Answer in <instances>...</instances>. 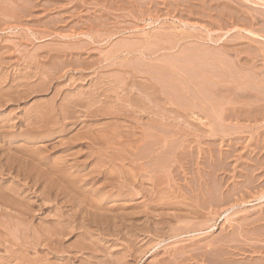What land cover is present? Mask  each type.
<instances>
[{"label": "rangeland", "instance_id": "obj_1", "mask_svg": "<svg viewBox=\"0 0 264 264\" xmlns=\"http://www.w3.org/2000/svg\"><path fill=\"white\" fill-rule=\"evenodd\" d=\"M13 1V2H12ZM28 2H26V0L24 1V0H0V26H1V24L3 25L2 27H0V66L2 65H5V66H3V68H2V66H1V68H0V77H2V83L0 82V92L2 93L3 91H1L2 90V88H3V90L4 89H8V90H10V92H12L11 90L12 89H14L13 90V93H10V92H8V94L10 93L11 95H12V98H10L9 97V95L8 94H5V95H7V96H5V99L7 98V99H9V101H11L12 99V103L11 102H9L8 100H5V99H3V98H1V96H0V99H3V101L4 102H2V100H0L1 101V104H2V106H0V120H1V117L3 118L2 119V122H0V124L1 123H3L4 125V127H1L2 126V124L0 125V137H2V139H3V142H2V140H1V142H0V147H2V146H4L5 145V148L6 147H8V145L10 144V142L12 143V146H14V147H18V148H23V149H35L36 147H37V149L38 148H41L42 146V148H44V149H42L41 151L42 152H47V154H46V156L47 157H50V158H56V157H59V155H61V154H66V153H63L64 152V149H62L61 147H60V149L61 150H63L62 152H61V150H59V149H57V146L58 145H60V143L59 144H57L58 142H59V140H58V138H60L61 137V134H62V138H67L66 140L64 139L63 140V142H62V144H64V143H66L67 142V140L69 139V137L71 138V134H73L72 136H75L76 134V131H80L79 132V134L81 133V132H83L84 134H86L85 133V130L86 129H88V127L86 126L87 125V123H88V126H89V128L92 130H94V131H92L93 133L96 131V130H101L100 128H106V126L108 127L107 129H108V131H106V132H109V135H110V131L112 130L111 128H113L114 130L113 131H115L114 132V134L118 137V139H122V140H120V144L118 145V146H116V148L115 147H110V148H106L105 149V147L103 146V147H101V146H97V145H94L93 147L95 148V149H93V151L90 149L89 151H88V149L86 148V147H84V146H82V148H83V150H82V148H81V150L83 151H81V154H84L85 155V153H88V152H90V151H92V152H94V154H105V155H108L111 151V153L110 154H114V153H119V154H124L125 155V153H126V155L125 156H128L129 154H134L135 153V151H136V153H135V155L137 154V155H139L140 157H141V161L140 162H137V164L138 165H135V164H129V163H127L126 164V167H128V169L127 168H125V170L123 171V170H121V171H119L120 170V168H119V170H118V166H115V168H111V169H114L115 171H112L113 173H119V175L121 176V178L119 179V182L118 181H114L113 182V186L115 185L116 187H112V186H107L109 189H107V187L105 188V189H103L105 192H107V190H108V193H109V191H110V196H112V197H110V198H107L105 201H107V202H104L103 201V204H106V205H109L108 207H110V205L111 206H113V207H115V206H117L118 204H119V206H121V205H123L124 204V206H122L121 208H118V209H116L113 213H109L108 215L111 217V216H115V217H117L118 219H120V218H122V217H124V219H125V217H127L128 216V214H130L131 212L135 215V213L137 212V214L139 213L142 217H140L139 216V214L137 215H135V218L133 217V218H131L132 216H133V214L132 215H130V216H128L127 218H129V219H125V221H123V223L124 222H126L125 223V226H126V230H132L131 231V233H130V235H129V232L128 231H124L123 229H124V226H123V224L121 223V221L119 220L118 221V219L116 220V219H110L109 221H111L110 222V225H109V228H107L108 229V232H107V229H105L103 226H102V228L101 229H98V228H95V227H91V229L93 228V230H91V232H92V234H96L95 236L94 235H92V236H94L93 237V239H90L91 240V243H89V244H92V245H94V249H96V251L94 250V253L92 252L93 251V248H89V249H91L90 251H89V249H88V252L87 251H83L82 252V249H81V245H80V242H81V240H79V238L77 237V235H75L76 234V232H74L75 234H73V235H67V236H64V237H60V240H61V242H60V244H57L56 242H54V241H51V242H43V239L41 238V244L39 245V246H37V247H39L37 250H32V249H30V250H32V251H30V250H28V252L26 253V252H23L22 253V251H23V248L22 247H20V243L23 245V243H24V245L27 243V242H32L31 240H33V238H39V234H41L40 232H42V229L43 228H45V229H48V228H50L49 226V223H48V221H50V220H52V219H55L54 218V216H52L54 213H56V211L54 212L53 210H52V207H51V205L54 207L53 209H55V210H60V211H58V213L59 212H61V209H62V212H64V211H66L65 213H69V214H71L69 211H70V208L69 207H62L63 206V204H69L70 202V200H72L73 199V196H68V194L69 195H73L72 193H67V192H69L68 191V189H63L62 191H67V192H63L64 194L60 197V201L59 200H57L58 202H57V204H55L56 203V201H55V203H54V201H49V202H46V201H43L42 199H41V202H40V200H38V199H36L35 198V196H37L38 194H40V193H36L35 195H31L32 197H31V200L29 201L30 202V205L31 206H33V208H31L32 210L33 209H35V210H33L30 214H32V217H30L31 219H29L30 220V222H31V224H29V230H28V228H26V227H24V226H22V225H20V223L18 222H16L17 220L15 219V220H11V219H8V218H6L5 216H3V214L1 215L0 214V223H1V225H0V262L2 261L3 263H5V264H22L24 261H31L33 264H81L80 263V259L81 260H85L86 262H88V263H86V262H83V261H81V262H83L82 264H119V263H122V264H128V263H130V264H133V260L134 261H136V259H137V261L136 262H134V264H168V263H170L171 264V260H172V264L173 263H177V264H181V258H183L182 259V264H185L186 262V264H192V262H191V257H190V255L193 257V258H196V256H197V258L199 257V259H200V257L201 256H199V252H198V250L200 249V255L202 254V253H204L205 251H201V249H203V248H205V249H203V250H206L207 249V254L209 253V252H211V250L210 249H212V246H211V244L212 243H214V242H216L217 240H215L214 241V239H217L219 236L222 238L223 237V235H224V233H225V235L227 234V232H229V230L231 231V229H228L230 226L229 225H235L236 227H234L235 229H238L240 226V228H242V226H243V228H245L246 227V229H249L250 227H251V229H249V230H251L250 232H252V233H254V226L252 225L251 226V224L253 223V217L255 218V217H259V215H261L262 214V212H264V211H262V210H264V200H262V201H256V200H254L253 199V197H249V196H253L254 195V193L257 191V190H259L258 188H253V185H254V187H256V185H260L259 184V182L261 183V181L262 180H260V181H256L257 179L255 178V181L256 182H254V184L252 183L254 180H252V176H248V175H251L249 172H250V167H249V165L251 166V165H254L253 164V162H255L254 161V158H255V153H256V149H258V143H256V142H258V141H256L257 139H258V137L260 138H263V136H264V123H254V124H256V125H254L252 122H255V121H252L251 119L250 120H244L243 118H245L243 115H240L241 114V112L239 111V105L237 106V102H239V97L237 98V96H239V94L240 93H243V91H245V89L246 90H248V91H251V94H253V95H255V94H257L256 92L258 91H262L261 93L262 94H264V90L262 89H260V86H259V80H260V77L258 78V76L259 75H261V76H263L264 75V73H261V72H264L263 70H264V61L260 58H258L257 59V61H255L256 59H254L253 60V62L254 63H256L255 65H256V67H257V65H258V67H257V69H255L256 71V75L254 74V76H253V74H252V72H249L248 71V73L247 74H244V73H246L245 71H244V73L241 71V70H237V68H234V72H236L237 71V74L235 75L234 74V72H233V70H231L232 72H233V74H231L230 72H228V73H223L222 72V70H221V65H224V64H221V63H218V62H212V64H214V66L215 67H217L218 69L216 70V68L212 65V68L210 67V64H211V62L210 61H212V59L211 60H208V61H203L204 62V64L203 63H201L202 62V59L200 58L199 59V57H200V54H202V52H204L203 54H205V52H206V54L208 55L209 54V56H214V57H216V56H218L219 54H220V52H219V49H221V47H222V49L223 50H226V48H227V51H228V49H230V48H232V49H234L233 47H238V48H236L235 50H233V51H235L234 53L233 52H231V51H228V53L230 52L231 54H233L232 56L230 55V53L228 54V57H226V59H227V63L228 64H230V65H233V63L231 62L233 59L234 60H238V58H236L235 56H236V53L238 54L239 52L238 51H240L241 49H239L240 47H241V44H243L244 42H245V40L243 39H240V41L239 42H237V44L238 45H235V41H237V39L239 40V34H238V32L239 31H235V30H231V31H229L230 29H231V27H228V23L229 22H227L226 23V20H225V22H221V20H219V14L221 13V11H225V5L226 4H230L231 5V1H227V0H217V1H213V0H211V3H210V1L209 0H113V1H111V0H27ZM126 1V2H125ZM207 1H209V2H207ZM212 1H213V3H212ZM237 3H235V2ZM232 0V6L234 7V8H236V10H243V11H239L240 12V14H244L243 15V17L244 16H246V14H250V15H256V17L257 18H259V20L257 19V22H258V24L256 23V21L254 22V24H255V26H254V28L255 29H258V30H260V29H262V28H264V17L262 16V15H264V8H262V7H264V5H263V2L262 1H260V0H247V1H245V0H240V1H238V0ZM257 1H259L260 3H258ZM12 2V3H11ZM30 2H33L34 3V8L33 7H31L32 6V3L31 4H29ZM153 2H155L156 4H154ZM239 2V3H238ZM245 2V3H244ZM3 3V4H2ZM4 3H5V5H4ZM11 3V4H10ZM13 3H14V5H13ZM35 3H37V4H35ZM42 4V5H40V4ZM47 3H49V4H47ZM51 3H54V4H51ZM112 5H111V4ZM209 3V4H208ZM2 4V5H1ZM8 4V5H7ZM18 4V5H17ZM91 4V5H90ZM144 6H143V5ZM153 4V5H152ZM208 4V5H207ZM224 4V5H223ZM245 6H244V5ZM15 5H16V7H15ZM29 5V6H28ZM36 5V6H35ZM103 5V6H102ZM114 5V6H113ZM121 7H120V6ZM138 5H139V7H138ZM207 5V6H206ZM213 5H215V6H213ZM223 5V6H222ZM235 5H240L239 7L238 6H235ZM249 6L250 7V9L247 7V6ZM257 5V6H256ZM3 6V7H2ZM4 6H5V9H7V10H9L8 11V13H5V12H7L6 10L4 11ZM8 6H10V7H14V9L15 8H17V9H15V11H14V9H11L10 7H8ZM19 8H18V7ZM22 8H24L23 10L21 9L20 10V8L21 7ZM39 6V7H38ZM45 6V7H44ZM52 6V7H51ZM111 6V7H110ZM119 6V7H118ZM152 6V7H151ZM203 6V7H202ZM242 6V7H241ZM244 6V7H243ZM259 6V7H258ZM261 6V7H260ZM30 7V8H29ZM36 7V8H35ZM38 7V8H37ZM43 7V8H42ZM106 7V8H105ZM201 7V8H200ZM205 7V8H204ZM209 7V8H208ZM224 8V9H220V10H218L219 8ZM32 8V9H31ZM70 8V9H69ZM77 8V9H76ZM120 8V9H119ZM142 8H143V11H142ZM145 8V9H144ZM148 8H149V10H148ZM214 8V9H213ZM252 8V9H251ZM29 9H31V10H29ZM47 11H46V10ZM74 9V10H73ZM116 9V10H115ZM118 9V10H117ZM202 9V10H201ZM207 9V10H206ZM210 9V10H209ZM247 9V10H246ZM13 10V11H12ZM76 10H78V11H76ZM135 10V11H134ZM141 10V11H140ZM171 10V11H170ZM209 10V11H208ZM258 10H260V11H258ZM21 11V12H20ZM79 11H81V12H79ZM112 11V12H111ZM131 11H133V12H131ZM138 11V12H137ZM140 11V12H139ZM201 11H203V13L201 12ZM205 11V12H204ZM219 11V13H217ZM247 11H249V12H247ZM252 11V12H251ZM263 11V12H262ZM24 12H26V13H23ZM31 12H32V14H31ZM87 12V13H86ZM168 12V13H167ZM209 14H208V13ZM216 14H215V13ZM243 12V13H242ZM16 13V14H15ZM19 13H21V16L23 17L22 19L23 20H21L20 18H18V15H19ZM29 13H30V15H29ZM33 13H35L34 15L35 16H37V17H35L34 15H33ZM66 13H68L67 15H66ZM86 13V14H85ZM126 13V14H125ZM134 13V14H133ZM142 13V14H141ZM256 13V14H255ZM263 13V14H262ZM7 14H8V16L9 17H7ZM26 14V15H25ZM77 14V15H76ZM218 14V15H217ZM13 15V16H12ZM65 15V16H64ZM70 15V16H69ZM89 15H90V17H89ZM94 15V16H93ZM100 15V16H99ZM138 15V16H137ZM208 15V16H207ZM12 17V19L13 20H11V17ZM20 15H19V17H21ZM27 16V17H26ZM30 16V17H29ZM31 16H32V18H31ZM74 16V17H73ZM80 16H81V18H80ZM121 16V17H120ZM213 18H212V17ZM260 16H261V18H260ZM26 17V18H25ZM33 17H34V19L35 20H33ZM61 17V18H60ZM104 18V19H103ZM121 18V19H120ZM217 18V19H216ZM42 19H43V21H42ZM63 19V20H62ZM106 19V20H105ZM57 20H61L60 22H57ZM91 20V21H90ZM103 20H105V21H103ZM260 20H262V21H260ZM9 21V22H8ZM47 21L49 22L48 24H47ZM4 22V23H3ZM45 22V23H44ZM70 22V23H69ZM86 22V24H84ZM105 22V23H104ZM261 22V23H260ZM5 23H7V25L5 24ZM37 24V25H35V24ZM39 23V24H38ZM125 23L127 24V25H125ZM218 23H219V25H218ZM261 25H260V24ZM262 23H263V27H261L262 26ZM23 24V25H22ZM26 24H28V25H26ZM61 24V25H60ZM103 24H104V26H103ZM240 24V23H239ZM15 25V26H14ZM25 25V26H24ZM33 25V26H32ZM57 25V26H56ZM60 25V26H59ZM64 25V28L62 27ZM225 25V26H224ZM258 25H260V26H258ZM36 26V27H35ZM101 26V27H100ZM107 26V27H106ZM109 26V27H108ZM105 27V28H104ZM130 27V28H129ZM238 27H239V25H238ZM240 27H241V25H240ZM45 28V29H44ZM102 28V29H101ZM224 28H226V29H224ZM47 29V30H46ZM67 29V30H66ZM51 32H50V31ZM57 30V31H56ZM42 31H44L43 33H42ZM50 32V34H49V32ZM53 31H54V33H53ZM79 31V32H78ZM89 31V32H88ZM220 31V32H219ZM55 32H56V34H55ZM60 32V33H59ZM75 32V33H74ZM230 32V33H229ZM74 33V34H73ZM81 33H83V34H81ZM169 33V34H168ZM227 33V34H226ZM237 33V34H236ZM81 34V35H80ZM171 34V35H170ZM175 34V35H174ZM73 35V36H72ZM89 35H90V37H89ZM97 35V36H96ZM99 35V36H98ZM234 35V36H233ZM50 36V37H49ZM82 36V37H81ZM86 36V37H85ZM163 36V37H162ZM172 36V37H171ZM69 37V38H68ZM228 37V38H227ZM236 37V38H235ZM68 38V39H67ZM71 38V39H70ZM73 38V39H72ZM83 39V40H80V39ZM91 38V39H90ZM155 38V39H154ZM230 38V39H229ZM126 39V40H125ZM221 39V40H220ZM228 39V40H227ZM69 40H70V42H69ZM80 40V41H79ZM137 40H140V41H142V42H139V41H137ZM196 40V41H195ZM216 40V41H215ZM235 40V41H234ZM77 41V42H76ZM85 41V42H84ZM88 41V42H87ZM132 41V42H131ZM171 41V42H170ZM226 41V42H225ZM232 41V42H231ZM235 43H234V42ZM243 43H242V42ZM257 43H250V45H251V49H253L254 48V50H256V48L257 49H264V40H255ZM49 42V43H48ZM53 42V43H52ZM87 42V43H86ZM90 42V43H89ZM125 42V43H124ZM133 42H135V43H133ZM149 42V43H148ZM155 42H157V43H155ZM167 42V43H166ZM259 42V43H258ZM76 43V44H75ZM82 43V44H81ZM84 43V44H83ZM117 43H118V45H117ZM158 43H161V44H158ZM195 45H193V44ZM224 43V44H223ZM263 43V44H262ZM78 44V45H77ZM88 44V45H87ZM90 44H92V45H90ZM132 44V46H130V45ZM135 44H137V45H135ZM139 44V45H138ZM149 44H150V46H149ZM153 44H156V45H153ZM163 44V45H162ZM177 44V45H176ZM183 44H186V45H183ZM199 44H201V45H199ZM203 44V45H202ZM217 44V45H216ZM229 44V45H228ZM253 44V45H252ZM70 45V46H69ZM121 45V46H120ZM128 45L131 47L130 49H129V47H128ZM135 45V46H134ZM176 45V46H175ZM182 45V46H181ZM221 45V46H220ZM44 47V49H43V47ZM71 46L72 47H74V48H76V49H78V46H80L79 48L81 49H79V50H76L75 51V49L73 50L72 48H71ZM137 46V47H136ZM139 46H142L141 47V50H140V48H139ZM148 46V47H147ZM161 47L160 49H158L157 50V47ZM185 46V47H184ZM204 46V47H203ZM207 46H209V47H207ZM218 46V47H217ZM59 47V48H58ZM70 47V49H69V51H68V48ZM119 47V48H118ZM135 48H137V49H135V51H134V49ZM152 47V48H151ZM156 47V48H155ZM164 47V48H163ZM166 47H168V48H166ZM172 47V48H171ZM176 47V48H175ZM187 47V48H186ZM198 47V48H197ZM202 47V48H201ZM216 47V48H215ZM7 48V49H6ZM118 48V49H117ZM120 48H122V49H124L125 48V50H122V49H120ZM144 48V50H146V53H145V51L144 50H142ZM146 48V49H145ZM174 48V49H173ZM213 48V49H212ZM66 49V53L63 51V50H65ZM72 49V50H71ZM127 49H129V50H127ZM133 49V50H132ZM150 49V50H149ZM171 51H170V50ZM176 49V50H175ZM188 49V50H187ZM194 50V49H196V51L195 52H191V50ZM198 49H200V50H198ZM203 49V51L201 52V50ZM209 49L210 51H211V53H207V52H210V51H207V50ZM215 49V51H212V50H214ZM62 50V51H61ZM132 50V51H131ZM138 50V51H137ZM152 50H156V51H159L158 52V54L156 53V52H153V53H155L156 55H158L157 57H156V55H153V53H152ZM26 51V52H25ZM39 51V52H38ZM73 51H75V52H73V54H72V52ZM81 52V53H79V52ZM88 51V52H87ZM144 51V52H143ZM178 51V52H177ZM216 51H218V52H216ZM16 52V53H15ZM23 52H25V53H23ZM64 52V53H63ZM127 54H126V53ZM130 52H131V54H130ZM138 52V53H137ZM142 52V53H141ZM149 54H148V53ZM165 52V53H164ZM200 52V53H199ZM22 53V54H21ZM30 53H32V55L30 54ZM50 53V54H49ZM56 53V55H54ZM100 53V54H99ZM134 55H133V54ZM140 53V54H139ZM144 53V54H143ZM150 53L152 54V55H150ZM181 53V54H180ZM185 53V54H184ZM197 53H199V54H197ZM214 53H216V56H215V54ZM39 54V55H38ZM52 54V55H51ZM57 54H60V56L59 55H57ZM66 54V55H65ZM139 54V55H138ZM141 54H143V56H144V58H143V56L142 57H140L141 56ZM169 54V55H168ZM191 54V55H190ZM197 54V55H196ZM202 54V55H203ZM205 54V55H206ZM235 54V55H234ZM31 57H30V56ZM51 55V56H50ZM70 55H72V56H70ZM73 55H75L74 57H73ZM137 55L139 56L138 58H137ZM173 55H174V57H173ZM184 55V56H183ZM193 55L195 56V57H193ZM230 55V56H229ZM65 57V58H63V57ZM78 56V57H77ZM81 56V57H80ZM150 56H151V58H152V56L155 58H150ZM169 56V57H168ZM172 56V57H171ZM182 56V57H181ZM9 57H10V59H9ZM50 59H49V58ZM55 57H56V59H55ZM62 57V58H61ZM66 57H68V58H66ZM69 57H71V58H69ZM80 57V58H79ZM103 57V58H102ZM164 57V58H163ZM190 57V58H189ZM198 57V58H197ZM242 57H244V55H241L240 56V59L242 58ZM60 58V59H59ZM85 58V59H84ZM134 58H136V59H134ZM146 58V59H145ZM158 59V61H157V59ZM175 58H176V60H175ZM179 58V59H178ZM47 59V60H46ZM63 59H64V61H63ZM66 59V60H65ZM84 59V60H83ZM141 59H143V61L141 62L140 60ZM162 59V60H161ZM167 59V60H166ZM190 59V60H189ZM193 59V60H192ZM199 59V60H198ZM229 59V60H228ZM5 60V61H4ZM27 60V61H26ZM45 60V62H43ZM50 60V61H49ZM132 60H134V61H132ZM148 60L150 61V62H148ZM154 60V61H153ZM161 60V61H160ZM195 60V61H194ZM233 60V61H234ZM260 60V61H259ZM9 61V62H8ZM39 61H41V62H39ZM86 63H85V62ZM126 61L127 62H129V64H127L126 63ZM132 61V62H131ZM160 61V62H159ZM162 61H163V63H162ZM164 61H165V63H166V61H167V64H165L164 63ZM175 63H174V62ZM179 61H181V62H179ZM188 61V62H187ZM192 61V62H191ZM193 61L195 62V63H193ZM8 62V63H7ZM32 62V63H31ZM39 64H37V63ZM172 64H171V63ZM184 62V63H183ZM208 63V64H205V63ZM209 62H210V64H209ZM2 63V64H1ZM25 65H24V64ZM41 63H43L42 65H41ZM118 63V64H117ZM134 63H136V64H134ZM151 63V64H150ZM190 63H192V64H190ZM197 63V64H196ZM8 64V65H7ZM29 64V65H28ZM32 64V65H31ZM52 64H54V65H52ZM81 66H80V65ZM138 64V65H137ZM186 64H188V65H186ZM199 64H200V67H199ZM202 64V65H201ZM32 67H31V66ZM36 65V68L34 67ZM46 65V66H45ZM70 65V66H69ZM71 65H73V66H71ZM77 65V66H76ZM112 65H114L113 67H112ZM133 66V67H131V66ZM137 65V66H136ZM143 65V66H142ZM162 65V66H161ZM165 65V66H164ZM168 65V66H167ZM169 65H171V66H169ZM185 65V66H184ZM189 65H192L191 67L189 66ZM194 65V66H193ZM207 65V67H205V66ZM217 65V66H216ZM226 65V64H225ZM28 66H30L29 68H28ZM49 66V67H48ZM111 66V67H110ZM147 66V67H146ZM149 66V67H148ZM155 66V67H154ZM161 66V67H160ZM177 66V67H176ZM183 66V67H182ZM188 66H189V68H188ZM6 68V70H5V68ZM34 67V68H33ZM64 67H67V68H64ZM76 67H78V68H76ZM81 67V68H80ZM126 67V68H125ZM156 67H158L159 69L158 70H156ZM171 67H173V68H171ZM196 67V68H195ZM203 67H205V68H203ZM263 67V68H262ZM33 68V69H32ZM83 68V69H82ZM149 68H151V69H149ZM184 68V69H183ZM199 68V69H198ZM207 68V69H206ZM210 68H211V70H210ZM214 68V69H213ZM259 68H261V70L259 69ZM5 70L4 72L3 71H1V70ZM9 69V71H7ZM14 69V70H13ZM28 69V70H27ZM147 69V70H146ZM175 69L177 70V71H175ZM183 69V70H182ZM198 69V70H197ZM201 69V70H200ZM206 69V70H205ZM32 71V72H30L29 73V71ZM36 70V71H35ZM79 70V71H78ZM133 70H135V71H133ZM156 70V71H155ZM169 70H170V72H169ZM195 70V71H194ZM210 70V71H209ZM220 70H221V72L222 73H220ZM7 71V72H6ZM25 71H26V73H25ZM38 71V72H37ZM133 71V72H132ZM139 71V72H138ZM141 71H143V72H141ZM154 71V72H153ZM158 71V72H157ZM186 71V72H185ZM198 71V72H197ZM212 71H214V73L212 72ZM216 71V72H215ZM219 71V73H217ZM260 71V72H259ZM1 72H3V73H1ZM150 74H149V73ZM190 72H192V73H190ZM205 72H207V74L205 73ZM210 72V73H209ZM240 72V74H239V76H241V77H244L245 78V80L243 79V78H241V77H239L240 78V80L242 79V82H238V81H240V80H238V81H236V79H239L237 76H238V73ZM28 73V74H27ZM31 73H33V74H31ZM36 73V74H35ZM40 73V74H39ZM106 73H108V75L106 74ZM112 73V74H111ZM141 73V74H140ZM143 73V74H142ZM148 73V74H147ZM188 73H190V74H188ZM198 73H200V74H198ZM213 73V74H212ZM215 73H217V74H215ZM260 73V74H259ZM9 74V76H7V75ZM24 74V75H23ZM27 74V75H26ZM35 74V75H34ZM59 74V75H58ZM123 74H125V75H123ZM145 74V75H144ZM163 76H165V77H163ZM205 74V75H204ZM219 74H224V75H222V78L220 77L221 75H219ZM259 74V75H258ZM22 75H23V77H22ZM26 75V76H25ZM28 75H29V77H28ZM41 75V76H40ZM44 75V76H43ZM110 75V76H109ZM184 75V76H183ZM187 75V76H186ZM192 75V76H191ZM207 75V76H206ZM211 75V76H210ZM216 77H215V76ZM227 75V76H226ZM235 76V78H234V76ZM244 75H246V76H244ZM249 75H251V76H249ZM14 76V77H13ZM25 76V77H24ZM31 76H32V79H31ZM169 76V77H168ZM200 76V77H199ZM214 76V77H213ZM224 76V77H223ZM3 77L5 78L6 77V79L5 80H3ZM12 77V78H11ZM26 77H28V78H26ZM107 79H106V78ZM113 77V78H112ZM124 77V78H123ZM192 77V78H191ZM194 77V78H193ZM230 77H231V79L232 80H228V79H230ZM254 77H255V79H254ZM8 78V79H7ZM15 78H16V80H15ZM19 78V79H18ZM24 80H26V81H24ZM34 78V79H33ZM45 78V79H44ZM57 78V79H56ZM87 78V79H86ZM134 78V81L132 80V79ZM178 78H179V80H178ZM191 78V79H190ZM206 78H207V81H205L206 80ZM214 78V79H213ZM225 78H226V80H225ZM228 78V79H227ZM248 78H250V79H248ZM257 78H258V80H257ZM263 78H264V76H263ZM11 79V80H10ZM52 79H54V80H52ZM75 79V80H74ZM100 79H104L105 81H103V83H99V81H100ZM110 79V80H109ZM141 79V80H140ZM161 81V82H158L159 80ZM172 79V80H171ZM185 79H187V80H185ZM195 79V80H194ZM198 79V80H197ZM199 79H200V81H199ZM205 79V80H204ZM223 79L226 81V82H224L223 81ZM252 79V80H251ZM0 80V81H1ZM7 80V81H6ZM14 81V83L13 82H11V81ZM47 80V82H44V81H46ZM125 80H127V82L125 81ZM129 80V81H128ZM158 80V81H157ZM162 80H164V81H162ZM208 80H210V81H208ZM219 80H220V82H219ZM227 80H228V85H227ZM254 80H257V81H254ZM5 81V82H4ZM28 81H31V82H28ZM50 81V82H49ZM131 81H132V85L130 84L131 83ZM143 82V84H142V82ZM154 81V82H153ZM156 81V82H155ZM167 81V82H166ZM197 81V82H196ZM203 81V82H202ZM234 81L235 82H238V83H236V84H233L234 83ZM247 82V84L248 85H246V83H243V82ZM25 82V83H24ZM32 82H33V84H32ZM50 84H49V83ZM72 82V83H71ZM85 82V83H84ZM108 82H110V83H108ZM112 82V83H111ZM114 82V83H113ZM126 82V83H125ZM134 82H135V84H134ZM146 82H147V84H146ZM149 82H150V87H146V86H149ZM153 82V83H152ZM199 82H201V83H199ZM213 82V83H212ZM217 82V83H216ZM229 82H232L231 84H233V85H231ZM7 83V84H6ZM19 83H22V84H24L25 86H26V88H25V86H23L22 84H19ZM27 83V84H26ZM29 83V84H28ZM35 83V84H34ZM39 83V84H38ZM41 83H43V84H41ZM97 83V84H96ZM126 85H125V84ZM159 83V84H158ZM165 83V84H164ZM211 83V84H210ZM215 83V84H214ZM239 83H243V86L242 85H240L239 86ZM258 83V84H257ZM16 84H17V88H16ZM47 84V85H46ZM67 84V85H66ZM96 84V85H95ZM100 84H101V86H100ZM116 84V85H115ZM154 84L155 85H157L156 87L154 86ZM167 84V85H166ZM169 84V85H168ZM172 84V85H171ZM174 84H175V86H174ZM190 84V85H189ZM196 86H195V85ZM197 84H199V85H197ZM208 84V85H207ZM219 84V85H218ZM224 84V87L222 86ZM20 85V86H19ZM32 85H33V87H32ZM37 85H39V86H41V89H43V90H41L40 89V87H38ZM42 85H44V86H42ZM63 85V86H62ZM65 85V86H64ZM102 85L104 86V87H102ZM119 85H121V87L119 86ZM128 85V86H127ZM130 85L132 86L131 87V89H130ZM137 85H139L140 86V88L141 89H137L136 91H135V89H134V86L136 87ZM160 85V86H159ZM162 85H163V87H162ZM192 85H194V86H192ZM214 85V87H212V86ZM225 85H226V87H225ZM231 85V86H230ZM237 85V86H236ZM245 85V86H244ZM252 87H251V86ZM253 85H254V87H253ZM258 87H257V86ZM15 86V87H14ZM36 86V87H35ZM89 86V87H88ZM100 86V87H99ZM139 86H137L136 88H139ZM143 88H142V87ZM152 86H154L155 88H156V90L158 91H156L155 90V88L153 87V89H152ZM199 86V87H198ZM202 86V87H201ZM204 86V87H203ZM208 86V87H207ZM211 88H210V87ZM229 86V87H228ZM14 87V88H13ZM95 87V88H94ZM112 87L115 89L114 90V92L112 91V92H110L109 90H111L112 89ZM128 87H129V89H128ZM144 87L145 88H147L148 89V92H147V89H144ZM162 87V88H161ZM165 87V88H164ZM166 87H168V88H166ZM178 87V88H177ZM201 87V88H200ZM234 87L236 88V89H234ZM245 87V88H244ZM248 87V88H247ZM262 87V86H261ZM30 88V89H29ZM35 90H38L39 89V91H37V93H36V91H34L33 89ZM61 88V89H60ZM100 88L101 89H103L102 91L100 90ZM150 88V89H149ZM164 88V89H163ZM181 88V89H180ZM213 88V89H212ZM221 88V89H220ZM225 88V89H224ZM240 88V89H239ZM254 88V89H253ZM256 88V89H255ZM16 89H18V90H16ZM25 89V90H24ZM46 89V90H45ZM48 89V90H47ZM57 89H59V92H58V90ZM76 89H80L81 91L82 90H84V91H82V92H85V94H87L86 93V91H89L88 89H90V91L88 92V94L87 95H89V94H92V93H94V90L96 91V93H99V94H102V93H104L103 95H105V97H107L108 95L107 94H105V93H108V94H113V95H109L108 96V100L107 99H105V97H99V99L97 100V103L95 102V101H93L94 103H93V105H91V108H92V110H91V108L89 107V104L87 105L86 104V102L88 103L90 100L88 99V101H87V99H86V101L85 102H83V105L81 106V109H77V110H75V112H70L68 109H67V120H65L64 122L65 123H69L68 124V128H66V129H69L68 131H70V132H68V131H65V132H61V129H62V126L59 124V125H55L54 127H53V124H52V121H51V119L49 118L48 120H49V122L48 123H50V124H47V123H45L46 125H47V130L49 129V127L50 126H52V127H50V129H49V131H46V132H49L50 133V135H57V136H55L54 138L51 136V138H48V139H50L49 140V142L47 143V142H36V144L34 143H32V146H33V148H32V146L30 145H27V143L26 142H24V140L26 139V137L25 136H23V138H21V135H20V130H22V132L24 133V134H22V135H25L26 133V131L27 130H25V128H30L31 126H27V127H23L24 125L26 126V125H28V122L29 121H31L32 119L31 118H36V116H39V114H40V112L39 111H42V110H46L47 109V107H48V109H47V111H52V110H54L55 112L57 111V109L59 108V105H61V104H63V101H65V99H67V98H71L72 97V95L73 96H75V94H77L78 92H81L80 90L78 91V90H76ZM93 91H92V90ZM97 89V90H96ZM109 89V90H108ZM125 89V90H124ZM126 89H128V90H126ZM133 89V90H132ZM163 89V90H162ZM167 89H169V93H167L166 91H167ZM174 89V90H173ZM179 89V90H178ZM223 92H221L220 90ZM229 89V90H228ZM232 89V90H231ZM234 89V90H233ZM30 92V93H28V91ZM35 92V93H33V91ZM45 90V91H44ZM72 90V91H71ZM75 92H74V91ZM99 90L102 92H99ZM113 90V89H112ZM123 90V91H122ZM132 90V91H131ZM141 90V91H140ZM176 90V91H175ZM199 90V91H198ZM229 91V93H228V91ZM236 90H237V92H239V93H237L236 92ZM18 91H22V93H23V91H27L26 93H27V95L28 94H30V95H28L27 97H30V96H32L31 98H26V97H24L25 99L23 100V99H21V101L19 100L20 98L19 97H17L20 93L18 92ZM42 91V92H41ZM76 91H78L77 93H76ZM98 91V92H97ZM108 91V92H107ZM126 91H128V92H130V93H127ZM156 91V92H155ZM178 91H181V92H178ZM192 91V92H191ZM256 91V92H255ZM4 92H6L7 93V90H4ZM17 92V93H16ZM24 92V93H25ZM39 92V93H38ZM65 92V93H64ZM69 92V93H68ZM73 92H74V94H73ZM92 92V93H91ZM124 92L126 93L125 95H124ZM148 94H147V93ZM183 92V93H182ZM191 92V93H190ZM33 93V94H32ZM41 93V94H40ZM58 93V94H57ZM68 93V94H67ZM95 93V95H97ZM120 93H121V95H124V97L123 96H121L120 95ZM123 93V94H122ZM132 93V94H131ZM140 93V94H139ZM143 93V94H142ZM145 93H146V95H145ZM154 93H156V94H154ZM157 93H158V95H157ZM166 93V94H165ZM172 93V94H171ZM220 93V94H219ZM4 93H2V95H3ZM18 94V95H17ZM64 94H66V97L64 96ZM69 94H70V96H69ZM127 94H129V95H127ZM130 94H131V97L133 96V94H135L134 96H135V98H131L130 100H133V101H129V102H126L125 100H127L128 101V96L130 97ZM170 94V95H169ZM209 94V95H208ZM211 94V95H210ZM216 94V95H215ZM224 94V95H223ZM229 94H231V96L229 95ZM235 94V95H234ZM1 95V94H0ZM14 95L16 96V97H14ZM36 95V96H35ZM42 95V96H41ZM59 96V98H58V96L55 98V96ZM61 95H63V96H61ZM68 95V96H67ZM92 95H94V94H92ZM115 95V96H114ZM138 95V98H136V96ZM144 97H143V96ZM148 95H149V97H148ZM154 95V96H153ZM180 97H179V96ZM198 95V96H197ZM218 95V96H217ZM220 95V96H219ZM111 96V97H110ZM126 96H127V99H126ZM153 98H152V97ZM175 96L177 97V99L175 98ZM184 96V97H183ZM210 98H209V97ZM234 96V97H233ZM9 97V98H8ZM14 97V98H13ZM52 97V98H51ZM56 99H54V98ZM86 97V96H85ZM96 97V96H95ZM120 97H123L122 98V100H121V103H122V105H126V107H124V106H121V103L120 104H118V101L120 102ZM140 97V98H139ZM142 97V98H141ZM151 97V98H150ZM154 97L157 99H154ZM169 97V98H168ZM193 97V98H192ZM198 97V98H197ZM218 97V98H217ZM223 97V98H222ZM17 98V99H16ZM22 98H23V96H22ZM63 100H62V99ZM81 98H84V97H81ZM86 98H88V96L86 97ZM109 98H111V99H109ZM112 98L113 99H116V101L114 102V100H112ZM143 98H144V101L146 102V104H145V102L143 103ZM146 98V99H145ZM173 98V99H172ZM175 98V99H174ZM201 98V99H200ZM203 98V99H202ZM212 98V99H211ZM14 99H16V101L14 100ZM40 99V100H39ZM50 99H52V101L50 100ZM54 99V100H53ZM100 99H104V101H99ZM137 99V100H136ZM139 99V100H138ZM210 99H211V101H210ZM235 99V100H234ZM50 102H49V101ZM69 100H73V98L72 99H69ZM112 100V101H111ZM124 100V101H123ZM136 100V101H135ZM141 100V101H140ZM172 100H174V101H172ZM176 100V101H175ZM181 100V101H180ZM206 102H205V101ZM217 100V101H216ZM7 101V102H6ZM15 103H14V102ZM46 101H47V104H46ZM67 102H68V99L66 100ZM66 101L64 102V104L66 103ZM101 102V103H99V102ZM109 101L110 102H114V103H116V104H118V105H116V104H114V105H112V108H114L113 110H111L110 111V109H112L111 107H109V106H111V104L112 103H110V105H109ZM140 101V105L142 106V104H145V105H143L142 106V108H141V106H140V108L141 109H139L138 108V105H137V103ZM159 101V102H158ZM170 101H172V102H170ZM179 101V102H178ZM189 101V102H188ZM215 101V102H214ZM233 101V107H235V108H237V113H236V110H235V112L234 111H232V110H234L235 108H231V109H229V107H232V106H230L231 104V102ZM6 102V103H5ZM22 102H24V103H22ZM28 102V103H27ZM39 102V103H38ZM52 102V103H51ZM123 102H125V104L123 103ZM223 102V103H222ZM3 103H4V105H3ZM21 103V104H20ZM44 103V105L46 104V106L44 107V105L42 106V104ZM49 103L51 104V105H49ZM107 103V104H106ZM127 103H130V105H128ZM131 103H133L132 105L134 106L135 104H136V106H135V108L134 107H130V106H132L131 105ZM135 103V104H134ZM152 103V104H151ZM160 103H161V105H160ZM172 105H171V104ZM175 103V104H174ZM221 103V104H220ZM237 103V104H236ZM0 104V105H1ZM17 104V105H16ZM39 105V104H41V106L42 107H40V105L39 106H36V105ZM52 104H53V107H52ZM57 104V105H56ZM86 104V105H85ZM92 104V103H91ZM96 104V105H95ZM100 104H101V106H102V104H103V107H101L100 106ZM106 104V105H105ZM157 104H158V107H157ZM184 105V106H181V105ZM226 104H229V106L227 105L226 106ZM10 105V106H9ZM26 105V106H25ZM85 105V106H84ZM108 105V106H107ZM165 105H166V107H165ZM171 105V106H170ZM177 105V106H176ZM192 105V106H191ZM194 105H196L195 107H194ZM236 105V106H235ZM241 105V104H240ZM62 106V105H61ZM99 106V107H98ZM121 107V108H119V107ZM128 106V107H127ZM155 106V107H154ZM174 106V107H173ZM180 108H179V107ZM198 106V107H197ZM218 106V107H217ZM220 106H221V108H220ZM227 107V108H225V107ZM2 107V108H1ZM33 107H34V109L36 110V109H38V111H35V110H33V111H35V112H32V109H33ZM36 107H40V108H42V109H40V108H36ZM51 107H52V109H51ZM58 107V108H57ZM86 107V108H85ZM98 107V108H97ZM117 107H118V109H120V110H118L119 111V113L117 112ZM153 107V108H152ZM157 107V109L155 110V108ZM185 107V108H184ZM214 107V108H213ZM27 108V109H26ZM57 108V109H56ZM82 108H83V110H82ZM108 108V109H107ZM123 108V109H122ZM124 108H126L125 110H124ZM136 108H138V109H136ZM147 108H148V110H147ZM169 108V109H168ZM186 108H187V110H186ZM196 108H197V110H196ZM201 110H200V109ZM211 108V109H210ZM217 108V109H216ZM225 108V109H224ZM1 109H3V110H1ZM22 109H24V111L22 110ZM29 109V110H28ZM31 109V110H30ZM51 109V110H50ZM86 109H88L87 111H85ZM94 109H96L95 111H94ZM98 109H101V110H103V113L101 112V113H99V114H97V110ZM128 109V110H127ZM136 109V110H135ZM161 109V110H160ZM171 109V111L169 112V110ZM215 109V110H214ZM10 110V111H9ZM26 110H28V112L30 113L29 115H28V112L26 111ZM80 110V111H79ZM81 110L83 111V112H81ZM89 110H91V111H89ZM122 110H124L123 111V113H122ZM129 112V114H126L127 113V111ZM133 110V111H132ZM137 111V112H135V111ZM140 110H145L144 112L143 111H141V113L139 112ZM226 110L229 112V114H232V113H234L235 115L237 114L238 115V113H239V115H238V117H236L234 114H232L231 115V117H233L234 116V118H231L230 117V115L226 112ZM2 111V112H1ZM108 111V112H107ZM110 111V112H109ZM113 111V112H112ZM130 111H131V113H130ZM153 112V113H155V112H157L161 117H158V114H156L155 113V115L153 114V113H149V112ZM22 112V113H21ZM37 112H39L37 115H36V113ZM46 112V111H45ZM68 112H70V114H68ZM85 112V113H84ZM90 112H92L91 114H89ZM94 112H96V113H94ZM112 112V113H111ZM114 112H116V113H114ZM126 112V113H125ZM147 112V113H146ZM175 112V113H174ZM6 113V114H5ZM26 113V114H25ZM42 113H44V111H42ZM48 113V112H47ZM71 113H73V114H71ZM79 113V116L77 115ZM84 113V114H83ZM86 113H88V115L86 114ZM105 113H107V115L105 114ZM111 113V114H110ZM134 113V114H133ZM137 113H139V114H137ZM167 113V114H166ZM169 113V114H168ZM171 113H173L172 114V117H171ZM213 113H217L216 115H214ZM220 113V114H219ZM32 114H34V115H32ZM77 116H76V115ZM81 114V115H80ZM103 115V116H101V115ZM114 114V115H113ZM118 115V116H116V115ZM121 114H123V116L122 117H119ZM143 114V115H142ZM148 114H149V116H148ZM164 114V115H163ZM223 114V115H222ZM225 114V115H224ZM6 115V116H5ZM19 115V116H18ZM24 115H26V116H24ZM27 115H28V117H27ZM30 115H32V117L30 116ZM51 115H52V113H51ZM88 117H86V116ZM90 115H92V116H90ZM96 115V116H95ZM98 115L100 116V118L98 117ZM105 115V116H104ZM108 115H110V117L108 116ZM114 116V118H111V117H113ZM126 115H130L128 118H126L127 116ZM134 116V118H133V116ZM142 115V116H141ZM144 115H146V116H144ZM152 115V116H151ZM154 115V116H153ZM219 115V116H218ZM222 115V116H221ZM229 115V116H228ZM5 118H4V117ZM61 116V115H60ZM59 116V117H60ZM81 116V117H80ZM90 116V117H89ZM140 116V117H139ZM209 116V117H208ZM212 116H214V117H212ZM223 116H225V117H223ZM243 118H242V117ZM57 117H58V115H57ZM74 118L73 120L74 121H72V118ZM84 117V118H83ZM96 117H98V118H96ZM109 117V118H108ZM138 117V118H137ZM145 117V118H144ZM165 117H167V118H165ZM221 119H220V118ZM229 117V118H228ZM237 118V120H236V118ZM241 117V118H240ZM20 118V119H19ZM23 118H26V119H23ZM82 120H80V119ZM102 118V119H101ZM108 118V119H107ZM119 118V119H118ZM132 118V119H131ZM154 118H156V119H154ZM158 118V119H157ZM178 119V120H176V119ZM223 118V119H222ZM225 118L227 119L228 118V120H225ZM7 120V121H4V120ZM15 120V122H13L14 120ZM23 119V120H22ZM89 119V120H88ZM115 119H117V120H119V122H116L117 120H115ZM123 119H125L124 121H123ZM136 120V121H134V120ZM138 119V120H137ZM140 119V120H139ZM151 119V120H150ZM161 119V120H160ZM170 119H172V120H170ZM233 119V120H232ZM239 119H241L242 120V122H241V120H239ZM10 120V121H9ZM13 120V121H12ZM58 120H60L59 118H58ZM71 120V121H70ZM77 120V122H75ZM79 120H80V122H79ZM91 120V121H90ZM92 120H94V121H92ZM103 120V121H102ZM110 120V121H109ZM111 120H112V123H111ZM113 120H115V121H113ZM122 120V121H121ZM133 120V121H132ZM142 120V121H141ZM150 120V121H149ZM156 121V123H155V121ZM165 120V121H164ZM217 120V121H216ZM223 120V121H222ZM20 121V122H19ZM24 121V122H23ZM87 123H86V122ZM96 121V122H95ZM105 121V122H104ZM106 121L107 122H110V123H108L107 125H106ZM129 121H130V125L129 124H127V123H129ZM153 121V122H152ZM157 121H159V122H157ZM162 123H161V122ZM215 121V122H214ZM12 122L14 123V124H12ZM26 122V123H25ZM79 122V123H78ZM93 122V123H92ZM98 122H100V124H102L101 122H103V125H104V123H105V125L104 126H102V127H100V126H97L98 125ZM116 122V123H115ZM126 122V123H125ZM136 122V123H135ZM142 122V123H141ZM164 122H166V123H164ZM172 122V123H171ZM205 122V123H204ZM251 122V123H250ZM8 123V124H7ZM12 124V125H10L9 126V124ZM17 123L19 124V128L17 127L18 125H17ZM22 123V124H21ZM23 123H24V125H23ZM29 123H31V122H29ZM74 123H76V124H74ZM91 123V125H93L94 126V124H96L94 127H91V125H89ZM122 123V124H121ZM136 124V126H138V127H136L135 125H133V124ZM141 125V127L139 126V124ZM175 123V124H174ZM73 124V125H72ZM113 124V125H112ZM138 124V125H137ZM218 124V125H217ZM247 124V125H246ZM15 125V126H14ZM22 125V126H21ZM50 125V126H49ZM75 125H76V127H75ZM84 125V126H83ZM111 125V126H110ZM132 125V126H131ZM151 125H154V127H157V125H158V127H161L160 129L157 127V128H154L153 126V128L151 127ZM175 125H177V126H175ZM221 125V126H220ZM225 125V126H224ZM228 125H230V126H228ZM12 126V127H11ZM15 128H14V127ZM21 126V127H20ZM73 126V127H72ZM81 126H83V128L80 127ZM87 127V128H84V127ZM98 128H97V127ZM113 126H115V127H113ZM117 126V127H116ZM144 128H143V127ZM148 126H150L149 128L150 129H148ZM259 126V128H257V127ZM7 127L9 128V127H11V129L9 128V129H7ZM100 127V128H99ZM135 128V129H133V128ZM148 129H146V128ZM221 127H222V129H221ZM3 128V129H2ZM6 128V129H5ZM23 128H24V130H23ZM54 129L53 131H52V129ZM73 128V129H72ZM80 128V129H79ZM96 128V129H95ZM117 128V129H116ZM129 128V129H128ZM142 128V129H141ZM216 128H218V129H216ZM230 128V129H229ZM244 128H246V129H244ZM263 128V129H262ZM73 131H72V130ZM118 129H121V130H118ZM144 129H145V131H147V132H145L144 131ZM156 129H158V131H155ZM221 129V130H220ZM242 129V130H241ZM8 130V131H7ZM51 130V131H50ZM82 130V131H81ZM84 130V131H83ZM106 130V129H105ZM133 130H134V133H133ZM153 133L154 131V137L152 136L153 134L150 132V131ZM163 130V131H162ZM165 130V131H164ZM169 132V134H168V132ZM175 130H177V132L175 131ZM219 130V131H218ZM5 131H7L8 132V134H6L5 133ZM9 131H11V132H9ZM12 131H15V132H12ZM58 131V132H57ZM72 131V132H71ZM119 131V132H118ZM124 131V132H123ZM136 131H137V134L138 133H140L141 131V133L140 134H135L136 133ZM139 131V132H138ZM149 131V132H148ZM159 131H160V133L161 134H159ZM223 131V132H222ZM53 132V133H52ZM55 132V133H54ZM75 132V133H74ZM89 132V130L87 131V133ZM106 132H105V134H106ZM126 132V133H125ZM131 132V133H130ZM143 132H145V134H143ZM157 132H158V137H160V138H162V139H160V138H158V137H156L155 138V136H157ZM171 132H173V133H171ZM5 133V134H4ZM12 133V134H11ZM14 133V134H13ZM16 133V134H15ZM52 133V134H51ZM57 133H59V134H57ZM83 133H81L82 135H84ZM127 133H128V135H127ZM151 133V134H150ZM175 133V134H174ZM34 135L35 134H37V133H33ZM47 134V133H46ZM46 134H42V135H40L41 137H43V136H46ZM67 134V135H66ZM75 134V135H74ZM96 134V133H95ZM105 134H104V136H105ZM148 134H150L149 135V137H148ZM225 134H227V135H225ZM248 134V135H247ZM250 134V135H249ZM261 134V135H260ZM8 135V136H7ZM13 135V136H12ZM15 135V136H14ZM20 136V137H18L17 138V136ZM33 135V136H34ZM49 134L47 135V136H50ZM58 135H60V137H58ZM65 135V136H64ZM78 135V134H77ZM101 135H103V132H102V134ZM107 135H108V133H107ZM121 135V136H120ZM133 135H135V136H133ZM140 135V136H139ZM5 136H6V138H5ZM64 136V137H63ZM68 136V137H67ZM85 136V135H84ZM126 137V138H123V137ZM127 136H128V138H127ZM133 136V138H135L136 136V138L135 139H133L132 140V142H133V145L131 144L132 142L129 140V139H131V137ZM139 136V137H138ZM150 136H151V138L153 137V138H155V139H151L150 138ZM250 136V137H249ZM258 136V137H257ZM143 139H142V138ZM147 138L146 140H149V141H145L144 140V138ZM173 139H172V138ZM11 138V139H10ZM17 138V139H16ZM21 138V139H20ZM165 138V139H164ZM168 138H170V140H168ZM239 138V139H238ZM9 139H10V141H9ZM13 139V140H12ZM20 139V140H19ZM56 139V140H55ZM125 139H127V140H125ZM140 139L142 140V141H140ZM157 139H160L159 141H157ZM167 141V144H165V141ZM175 139V140H174ZM19 140V141H18ZM23 140V141H22ZM128 140H129V142H128ZM137 140V141H136ZM143 140H144V143H143ZM150 140H153V141H155V143H156V146H152V147H154V149L155 150H157V151H155L154 149H152V151H155V153L154 152H152L150 149H149V146L151 147V145H153L154 143H153V141L151 142ZM174 140V141H173ZM179 140V141H178ZM239 140V141H238ZM245 140V141H244ZM58 141V142H57ZM121 141H122V143H121ZM125 141V142H124ZM160 141H162V143H163V141H164V144L162 145V143L160 142ZM171 141H173L172 142V144H171V146H170V144H168L169 142H171ZM238 143H237V142ZM242 141V142H241ZM20 142V143H19ZM22 142V143H21ZM57 142V143H56ZM131 142V143H130ZM135 142V143H134ZM139 142V143H138ZM147 142V143H146ZM160 144H159V143ZM179 142V143H178ZM230 142H231V144H230ZM19 143L20 144V146L19 145H17V144ZM24 143H26V144H24ZM40 143V144H39ZM50 143H51V145L52 146H50V148H49V145H50ZM56 145H55V144ZM130 143V144H129ZM139 144L138 146L141 148V146H140V143L143 145L142 146V149H139V147L137 146V144ZM146 143V144H145ZM150 143H152L151 145H149ZM228 143V144H227ZM21 144H23V147H22V145ZM48 144V145H47ZM54 144V145H53ZM128 144V145H127ZM136 144V145H135ZM178 144V145H177ZM221 144V145H220ZM243 144V145H242ZM7 145V146H6ZM135 145V146H134ZM147 145H148V147H147ZM159 147H158V146ZM168 145V147H166L165 148V146H167ZM174 145H175V147H174ZM228 145V146H227ZM231 145H232V147H234V148H231ZM24 146H25V148H24ZM28 146V147H27ZM54 146V147H53ZM61 146V145H60ZM96 146V147H95ZM126 146V147H125ZM132 146V147H131ZM135 147V149H134V147ZM173 146V147H172ZM225 146H227V148L225 149ZM255 148H254V147ZM27 147V148H26ZM124 147V148H123ZM130 147H131V150H130ZM137 147H138V149H137ZM145 147V148H144ZM172 149H171V148ZM190 147V148H189ZM59 148V147H58ZM97 148H99V149H97ZM104 148V149H103ZM121 148H123V149H121ZM163 149V151L164 152H166L167 151V153H165V154H163L164 152H162V149ZM170 148V149H169ZM175 148V149H174ZM177 148H178V150H177ZM187 150H186V149ZM231 148V149H230ZM254 148V149H253ZM30 149V150H31ZM37 149H35V150H37ZM48 149V150H47ZM50 149V150H49ZM55 149V150H54ZM84 149H87V151L85 150L84 151ZM97 149V150H96ZM102 149V150H101ZM111 149V150H110ZM114 149V150H113ZM147 149H149V150H147ZM161 149V150H160ZM168 149L169 150H171V151H169L168 152ZM228 149L229 150H232V151H230V152H232L231 154H229V155H231V156H229V157H226V152L225 151H228ZM253 149V150H252ZM35 150H32V152H34ZM101 152H100V151ZM116 150V151H115ZM124 150H125V152H124ZM142 152H140V151ZM144 150H146V151H148V155H147V153L145 152H143ZM159 150H160V152H159ZM172 150H174V151H172ZM175 150H176V154H174L175 153ZM251 150H252V152L254 153H252L251 152ZM52 151V152H51ZM61 153H60V152ZM96 151V152H95ZM103 151V152H102ZM106 151V152H105ZM109 151V152H108ZM114 151V152H113ZM178 151V152H177ZM180 151H182V152H180ZM185 151V152H184ZM187 151V152H186ZM224 151V152H223ZM255 151V152H254ZM258 152V156L256 155V158H258L259 156H261V155H263V153H264V148L262 149V153H260L261 152V150H257ZM4 153V155H5V151H3ZM48 152H51V153H49L48 154ZM105 152V153H104ZM121 152V153H120ZM124 152V153H123ZM139 152V153H138ZM150 152H152V153H150ZM157 152L159 153V155H157ZM162 152V153H161ZM173 152V153H172ZM220 152H221V154H220ZM234 152V153H233ZM237 152H239V153H237ZM58 155H57V154ZM60 153V154H59ZM106 153H108V154H106ZM141 153V154H140ZM169 153H171V154H169ZM183 153H185V154H183ZM224 153H225V155H224ZM227 153H229V152H227ZM240 153H242V154H244V155H241ZM248 153L250 154L249 155V157L250 158H248L247 156H248ZM52 155V157H51V155ZM109 154V155H110ZM143 154H145V155H143ZM157 155L158 157H156L155 158V156H153L152 157V155ZM233 154H235V155H237V157L236 156H232ZM240 154V155H239ZM253 154V155H252ZM56 155V156H55ZM150 155V156H149ZM163 155H165L164 157H163ZM177 155V156H176ZM214 155H216V157L214 156ZM17 156H19V155H17ZM148 156V157H147ZM171 156H172V158H171ZM211 156V157H210ZM223 156H225L226 157V159L225 158H223ZM242 156H245V158L244 157H242ZM252 156V157H251ZM253 156H254V158H253ZM144 157H146V158H144ZM161 157H163V158H165V159H161ZM168 157V158H167ZM177 157V158H176ZM219 157V158H218ZM234 158V159H230V158ZM262 157V156H261ZM150 158V159H149ZM153 158H155V159H153ZM158 158V159H157ZM170 158L172 159V164H170L171 163V160H170ZM175 158V160L173 161V159ZM212 158V159H211ZM228 158V159H227ZM244 158V160H241V159H243ZM256 158H255V160H256ZM264 158V155H263V157L262 158H260V159H263ZM0 159L2 160V161H5V156H3L2 157V155H1V157H0ZM161 159V160H160ZM185 159V160H184ZM213 160L212 162H211V160ZM217 159H222V161H220V162H223V160L225 161V162H227V164L224 162V163H219V161L217 160ZM240 159V160H239ZM248 159V160H247ZM253 160L252 161V163L250 162V160ZM19 160V159H18ZM80 160V162L82 161V160H84L83 158H81V159H79ZM158 160H160V161H158V167H159V169L157 170V171H154V168H152L151 166H155L156 167V165L157 164H152V165H150L151 164V161H152V163H153V161L154 162H157ZM166 160V161H165ZM170 161V163H169V161ZM176 160H177V162H176ZM217 160V161H216ZM229 160V161H228ZM240 161V162H238V164H237V161ZM146 161H150V163L149 162H147L146 163ZM234 161H236L235 162V164L233 163ZM246 162V163H244L243 164V162ZM142 162V163H141ZM216 162V163H215ZM141 165H140V164ZM146 163V164H145ZM174 163H176V164H174ZM180 163H181V165H180ZM185 163V164H184ZM196 163H197V166H196ZM201 163V164H200ZM203 163V164H202ZM204 163H206V164H208V165H210V167H208V165H204ZM215 163V164H214ZM219 163V164H218ZM231 163V165H232V170L230 171L229 169H231V165L230 166H228L229 164ZM234 165H233V164ZM161 164H162V166L164 167L165 166V164H166V166L164 167V168H162V166H161ZM168 164H169V166H168ZM214 164V165H213ZM221 164H223V165H221ZM239 164H240V166H241V168H242V170H241V168H240V166H239ZM171 165V166H170ZM212 165V166H211ZM216 165V166H215ZM227 165V166H226ZM246 165V166H245ZM136 166V167H135ZM148 166L150 167L149 169H147L146 171H145V168L147 167L148 168ZM161 166V167H160ZM221 166H224V170H223V167L221 168ZM234 166V167H233ZM245 166V168L243 169V167ZM129 167H131V168H129ZM144 167V168H143ZM157 167V168H158ZM172 167V168H171ZM173 167H175V168H173ZM204 167V168H203ZM236 167H238V168H236ZM247 167H249L248 169H249V171H248V169H247ZM161 168V169H160ZM169 168H171L170 169V171H169ZM178 168V169H177ZM187 168V169H186ZM206 168V169H205ZM208 168H209V170H208ZM216 168V169H215ZM128 171H127V170ZM136 169V170H135ZM139 169H141V171L140 172H137ZM173 169V170H172ZM175 169V170H174ZM185 169V170H184ZM205 169V170H204ZM229 170V171H227L226 172V170ZM245 169H247V170H245ZM129 170H131V171H129ZM152 172H151V171ZM159 170L161 171V172H163V173H165V174H163V176L161 175V173L159 172ZM195 170V171H194ZM214 170H216L215 171V173H213V171ZM219 170V171H218ZM233 170H235V172H233ZM240 170V171H239ZM130 174L131 172H134L133 174H135V171H136V179L135 180H128L127 179V183H128V185H127V190H129V189H133V188H135V191L134 190H129L128 191V193L126 194V195H124L125 197H122V198H120L119 196H117V194H115L116 193V190H119V188H118V186L120 185V182L122 183V182H124L125 180H123L124 179V177H127V176H129L128 175V173ZM165 171H167V173L165 172ZM169 171V172H168ZM175 173H174V172ZM185 171H187V172H185ZM238 171H239V173H238ZM244 171H246V172H244ZM123 172H125V173H123ZM146 172H148V173H146ZM150 172V173H149ZM157 172H159V173H157ZM221 172V173H220ZM223 172V173H222ZM122 173V174H121ZM139 173V174H138ZM152 173H153V175H152ZM154 173H156L155 175H154ZM168 173H170V175L168 174ZM179 173H181V175H179ZM186 173V174H185ZM195 173V174H194ZM202 173V174H201ZM203 173H205L206 174V177H205V174H203ZM211 173V174H210ZM230 173V174H229ZM246 175H245V174ZM248 173V174H247ZM127 176H126V175ZM142 174V175H141ZM145 174V175H144ZM151 175L150 177H151V181L149 180L150 179V177L148 176V180H147V175ZM158 174V175H157ZM173 174V175H172ZM191 174H192V177H191ZM213 174H214V178L212 177L213 176ZM216 174V175H215ZM224 174L226 175V174H228V175H226V177L227 178H225V176H224ZM139 175V176H138ZM144 175V176H143ZM157 175V176H156ZM160 175V176H159ZM167 175V177H166V179H167V181L165 180V176ZM168 175H169V177L170 176H172V178L170 177H168ZM194 175H197V177L196 176H194ZM235 175L236 176H238V177H236L237 178V180H235L236 178H235ZM242 175V176H241ZM141 176V177H140ZM154 176H155V180H154ZM176 176V177H175ZM181 177V179L182 180H180V177ZM199 176V177H198ZM209 176V177H208ZM220 176V177H219ZM242 178H241V177ZM244 176V177H243ZM123 177V178H122ZM202 177H204V178H202ZM208 177V178H207ZM218 177V178H217ZM222 177H223V180H222ZM234 177V178H233ZM248 177H250V178H248ZM4 178H6V177H4ZM14 178H15V181L17 180L16 179V175L14 176L13 175V177H12V179L11 180H14ZM140 178V179H139ZM173 178H174V180H173ZM186 178V179H185ZM207 178V179H206ZM210 178H212L214 181H212V179H210ZM216 178V179H215ZM221 178V179H220ZM239 178V179H238ZM243 178H244V180H243ZM246 178V179H245ZM122 179V180H121ZM140 181H139V180ZM145 179V180H144ZM158 179V180H157ZM163 179V180H162ZM204 179V180H203ZM218 179V180H217ZM228 180V183L230 182V186H229V184H228V186L226 185L227 184V180ZM250 179V180H249ZM8 180H10L9 178H7V180H4L3 182H4V184H9V182H8ZM10 180V181H11ZM170 180V181H169ZM177 180V181H176ZM209 180V181H208ZM224 180H226V181H224ZM231 180V181H230ZM239 180V181H238ZM242 180H243V182H242ZM246 180H249L250 181V183H247V181ZM251 180H252V182H251ZM129 181V182H128ZM135 181V182H134ZM142 181H143V186L141 185V183H142ZM166 181V182H165ZM179 181V182H178ZM187 181V182H186ZM188 181H190L189 183H188ZM207 181V182H206ZM237 181V182H236ZM2 182V183H3ZM133 182H134V185H133ZM150 182H152V183H150ZM173 182V183H172ZM194 182V183H193ZM211 182H212V184H211ZM217 182V183H216ZM218 182H220V183H218ZM232 182V183H231ZM236 182V183H235ZM115 183V184H114ZM117 183V184H116ZM126 183V182H125ZM155 183V184H154ZM165 183H168V185L167 184H165ZM178 183V184H177ZM181 183V184H180ZM234 183H235V185H234ZM247 183V184H246ZM256 183V184H255ZM136 184V185H135ZM137 184H138V186L140 187L141 186V188L143 189H140L138 186H137ZM152 184H153V186H152ZM172 184V185H171ZM189 184V185H188ZM211 184V185H210ZM215 184H216V186H215ZM217 184H219V185H217ZM222 184V185H221ZM241 184V185H240ZM97 185L100 187H102V184L101 183H96V184H93L92 185V187H91V185H86L88 188H90L89 189V191H97V190H100L101 189V187L99 188V187H97ZM145 185V186H144ZM155 185V186H154ZM204 185V186H203ZM208 185H210V186H208ZM214 185V186H213ZM240 187V191H239V187ZM245 185L247 186V185H249L251 188H253V189H250V188H247L246 190H245ZM252 185V186H251ZM95 186V187H94ZM131 186V187H130ZM134 186V187H133ZM157 186V187H156ZM168 186V187H167ZM171 186V187H170ZM175 187L174 188V190L172 189L173 187ZM201 186V187H200ZM205 186H206V188H205ZM220 186V187H219ZM223 186V187H222ZM224 186H225V188H224ZM237 186V187H236ZM242 186H244V187H242ZM249 186H247V187H249ZM86 187V188H87ZM97 187V188H96ZM112 187V188H111ZM139 189H138V188ZM144 187V188H143ZM153 189H152V188ZM163 188V189H161L160 190V188ZM181 189V187H182V189L179 191V188ZM194 187V188H193ZM198 187V188H197ZM210 187V188H209ZM223 189H222V188ZM236 187V188H235ZM259 187V186H258ZM85 187L83 188V190H88V189H86ZM93 188H95V189H93ZM99 188V189H98ZM117 188V189H116ZM146 188V189H145ZM148 188V189H147ZM178 188V189H177ZM186 188V189H185ZM199 188H200V190H199ZM202 188V189H201ZM205 188V189H204ZM215 188H216V190H215ZM228 188H230V189H228ZM244 188V189H243ZM101 189V190H102ZM115 191H114V190ZM156 189H159V191L160 192H162V191H164V193H162V194H160V196H163V197H161V198H163L164 199V201L160 198V196H158L157 195V193H159V191L158 190H156ZM169 189H170V191H172V192H170L169 191ZM176 189V190H175ZM188 189V190H187ZM219 189V190H218ZM233 189V190H232ZM257 189V190H256ZM262 190H264V188L262 187L261 188ZM102 190V191H103ZM148 190V191H147ZM151 192H150V191ZM153 190L155 191V192H157V193H155V192H153ZM177 190H178V193H177ZM194 190V191H193ZM205 190V192L206 193H204L203 191ZM211 190V191H210ZM213 190H215V191H213ZM218 190V191H217ZM221 190H223L222 192H221ZM238 190V191H237ZM241 190H245L246 191V194L247 195H249V196H245V191H241ZM250 190H252V192H249ZM256 190V191H255ZM114 191V192H113ZM136 191H137V193H139L138 194V196L136 195L137 193H136ZM145 191L146 192H150L149 194L148 193H145ZM186 191V192H185ZM198 191H200L201 192V194H200V192H198ZM208 191V192H207ZM227 191H228V193H227ZM229 191H231V192H229ZM235 191H237V192H235ZM34 192V190H32L31 191V193H33ZM112 192V193H111ZM170 193V196H168L167 195V193ZM180 192V193H179ZM212 192H213V194L215 195V199H214V197H213V194H212ZM216 192H218V194L216 193ZM225 192H226V194H225ZM234 192H235V194H234ZM239 192V193H238ZM241 192H243L242 194H241ZM254 192V193H253ZM67 193V194H66ZM131 193V194H130ZM172 193V194H171ZM190 193V194H189ZM197 193V194H196ZM204 193V194H203ZM209 193H211V194H209ZM116 195V196H114V195ZM141 194V195H140ZM149 195L148 197H147V195ZM179 195V196H172V195ZM193 194V195H192ZM207 194H208V196H207ZM216 194H217V197H216ZM222 194L224 195V197L222 198ZM234 195L235 196V198L232 196V195ZM240 194L241 195H243V197H245L243 200H242V196H241V198H240ZM65 195H66V197H65ZM127 195H129V198L131 199L132 197H133V195H134V197L130 200L129 198H128V196ZM131 195H132V197H131ZM153 195L155 196H157V197H159L160 199H161V201L162 202H164L163 204H158L157 202L159 201L160 202V199L158 198L156 201L157 202H155V200L154 199H156V196L155 197H153ZM166 195V196H165ZM196 195V196H195ZM200 195V196H199ZM210 195V196H209ZM219 195H221V198H220V196ZM239 195V196H238ZM39 196V195H38ZM123 196V195H122ZM126 196H127V198H126ZM139 196H140V198H139ZM144 196V198L145 199H147V200H143L142 201V197ZM152 196V197H151ZM173 198H172V197ZM192 198H191V197ZM199 196V197H198ZM204 196H205V198H204ZM207 196V197H206ZM219 196V197H218ZM236 196H238V198L236 197ZM117 197H119V198H117ZM147 197V198H146ZM165 197V198H164ZM166 197H167V201H166ZM171 198V199H173V200H171V199H169V198ZM195 197V198H194ZM197 197L198 198H200V203H201V205H199L200 203L198 202V204H197V201H199V199L197 200ZM204 199H203V198ZM211 197V198H210ZM213 197V198H212ZM67 198V199H66ZM124 198H126V200H124ZM135 198V200L137 201V202H139V203H137L135 200L133 201V199ZM141 200H139V199ZM153 200H152V199ZM186 198V199H185ZM191 198V199H190ZM201 198H202V200H201ZM208 198V199H207ZM232 199V200H228V199ZM234 198V199H233ZM249 198V199H248ZM40 199V198H39ZM69 199V200H68ZM109 199V200H108ZM110 199H112V200H110ZM116 199V200H115ZM121 200V201H119V200ZM174 199H175V201H177V202H175L174 203ZM180 199V200H179ZM182 199V200H181ZM185 199V200H184ZM212 199H214V200H212ZM217 199H219L218 201H217ZM225 199H226V201L227 202H225ZM81 200V199H80ZM125 202H124V201ZM150 200V201H149ZM171 200V202L173 203V206L171 205L172 203L171 202H169V201ZM184 200V201H183ZM196 202H195V201ZM203 200H204V202H203ZM210 201L211 200V202H210V204H209V202L208 201ZM217 201V204H216V206H213V205H215V203H216V201ZM221 200V201H220ZM242 200V201H241ZM34 201V202H33ZM38 203H37V202ZM110 203H109V202ZM119 201V202H118ZM124 203H123V202ZM129 201V202H128ZM147 201L148 202H152V203H149V204H143V203H147ZM165 201L167 202V204H169V203H171L170 205L171 206H167V204L165 203ZM178 201L179 202H181V203H179V205H181V206H179L178 205ZM214 201H215V203H214ZM230 203H229V202ZM232 201H233V203H232ZM235 201H237V202H235ZM35 202H36V204H35ZM51 202H52V204H51ZM69 202V203H68ZM131 202V203H130ZM132 202H134V205L138 208V210H137V208L133 205V203ZM142 202V203H141ZM161 202V203H162ZM169 202V203H168ZM208 203V204H206V203ZM224 202L226 203L225 204V206L224 205H222V204H224ZM240 202V203H239ZM243 204H242V203ZM255 202V203H254ZM49 203V204H48ZM115 204V206H114V204ZM126 203V204H125ZM128 203H130L129 205H128ZM139 204L138 206H137V204ZM153 203H155V204H153ZM183 203H185V204H183ZM191 204V205H188V204ZM195 203V204H194ZM205 203V204H204ZM213 203V204H212ZM218 203H220V205L218 204ZM222 203V204H221ZM229 203V204H228ZM234 203H239L237 206L236 205H234L233 207H236V208H234L233 209V207L231 208V210H230V208H229V206H231L232 204H234ZM245 203V204H244ZM61 204H62V206H61ZM133 206H132V205ZM141 204H143V206L141 205ZM153 204V205H152ZM187 204V205H186ZM197 204V205H196ZM227 204H228V206H227ZM36 205H38V206H36ZM45 205V206H44ZM47 205H49V208H51V209H49L48 207H47ZM56 205V206H55ZM60 205V206H59ZM84 205H86V204H84ZM157 205H159V206H157V207H159V208H157L156 206ZM166 205V206H165ZM175 205H178L176 208H175ZM196 205V206H195ZM198 205L201 207V208H199L198 207ZM203 205V206H202ZM206 205H208L209 207H206ZM217 205L218 206H220V207H222V209L221 208H218L217 207ZM60 207V209H57V208H59ZM130 206H132L131 208H130ZM141 206V207H140ZM149 206V207H148ZM162 206V207H161ZM214 207L213 209H212V207ZM227 206V207H226ZM40 207V208H39ZM47 207V208H46ZM57 207V208H56ZM126 207V209H124V208ZM167 207V208H166ZM170 207H172V208H170ZM181 207V208H180ZM198 207V208H197ZM203 207H205V209L203 210ZM211 207V208H210ZM128 208V209H127ZM130 208V209H129ZM135 208V210H137L136 212H135V210L134 211H131V209L133 210ZM143 208H144V211H143ZM145 208H147V209H145ZM162 208H164V209H162ZM180 208V209H179ZM218 210H217V209ZM41 209V210H40ZM50 210L51 211V213H50V216H51V218H50V216H49V212L47 211V210ZM124 209V210H123ZM139 209H141L140 211H139ZM158 209V211L160 210V211H162L161 213H159L158 211H156ZM182 209V210H181ZM192 209V210H191ZM200 209H202V210H200ZM206 209H208V211L210 212H208ZM214 209H216L217 210V212H216V210H214ZM227 209V210H226ZM39 210H40V212H39ZM118 210H121L120 212L118 211ZM122 210H123V212H122ZM125 210H126V212L129 210V212L130 213H126V214H124L125 213ZM170 210V211H169ZM171 210H173V211H171ZM212 210V211H211ZM229 210V211H228ZM37 211V212H36ZM46 211V212H45ZM152 211H156V212H152ZM176 211V212H175ZM177 211L178 212H184V213H186L185 214V216H184V213H181V215L180 216H183V217H187L188 215L187 214H192V213H194V214H192L193 216H195V218H197V219H195V218H193V216L192 215H190L189 214V216H188V219L191 217V219H193V220H188V219H184L183 217H179V215H177L178 213H177ZM187 211V212H186ZM200 211H202V213L200 212ZM205 211V212H204ZM213 211H215V212H213ZM116 212H117V214H116ZM119 212V213H118ZM144 212V213H143ZM175 212V213H174ZM206 213V214H204V213ZM221 212V213H220ZM259 212H261V213H258ZM47 213V215H48V217L46 218V216H45V214ZM58 213H56V214H54V215H57ZM120 213L121 214H123V215H120ZM153 213H154V215H153ZM162 213H166L165 214V216H164V220L163 219H161L160 218V216H161V214ZM179 213V214H180ZM214 213H216V215H214ZM223 213V214H222ZM36 214H37V216H36ZM43 214V215H42ZM52 214V215H51ZM110 214H112V215H110ZM156 214V215H155ZM169 214H171V216L173 215V214H175V215H173L172 216V218L169 216ZM204 214V215H203ZM215 217H213L212 215ZM264 214V213H263ZM262 214V215H263ZM35 215V216H34ZM117 215V216H116ZM120 215V216H119ZM125 215V216H124ZM152 215V216H151ZM160 215V216H159ZM179 217V218H181V220L177 217V216ZM187 215V216H186ZM258 215V216H257ZM31 216V215H30ZM45 217L46 219H43V217ZM122 216V217H121ZM137 216H139V218L137 217ZM158 216V217H157ZM163 216H161V217H163ZM169 218H168V217ZM176 216V217H175ZM201 216V217H200ZM204 218H203V217ZM208 216V217H207ZM247 216V217H246ZM3 217V218H2ZM38 217V218H37ZM40 217H41V220L44 222H42L41 220H40ZM156 217V218H155ZM198 217H200L199 218V220H198ZM213 217V218H212ZM220 217V218H219ZM242 218V220L246 223V221L247 222H249V220H250V222H249V224H250V227L248 228V224H246V226L245 225H243V224H245V223H240L239 224V221H241L242 222V220H241V218ZM244 217V218H243ZM36 218V219H35ZM50 218V219H49ZM142 218L144 219V220H142ZM158 218V219H157ZM167 218V219H166ZM178 218V219H177ZM184 220H183V219ZM226 218H227V221H226ZM230 218V219H229ZM256 218V219H257ZM145 219H147V220H145ZM149 219V220H148ZM161 221H160V220ZM168 219H170V220H168ZM173 219V220H172ZM175 219V220H174ZM195 219V220H194ZM201 219V220H200ZM203 219V220H202ZM217 219V220H216ZM219 219V220H218ZM245 219V220H244ZM249 219V220H248ZM10 220H11V222H10ZM33 222H32V221ZM36 220L39 222V224H38V222H36ZM40 220V221H39ZM134 220V221H133ZM142 220V221H141ZM167 220V221H166ZM171 220H172V222L173 223H171ZM181 221V224L179 223L180 221ZM189 221V223H191L190 225H189V223H186V221ZM234 220V221H233ZM7 221H9V222H7ZM12 221H13V223H12ZM80 221H82V219H80L79 220V222ZM135 221H138V222H140L139 224H141V226L139 225V224H137ZM146 223H145V222ZM154 221V222H153ZM157 221V222H156ZM170 221V222H169ZM185 221V222H184ZM187 221V222H188ZM202 221H205V222H202ZM207 221H208V225H207ZM217 221V222H216ZM231 221V222H230ZM6 222H7V224H6ZM48 224H47V223ZM130 222V224L129 225H132V223L133 224H136V225H139V226H136V225H133V226H135L134 228L133 227H131V229H130V227H129V225H126V224H128ZM160 222H162L161 224H162V227H161V224H160ZM165 222H166V224H165ZM193 222V223H192ZM194 222H196V223H194ZM197 222H199V223H197ZM9 223V224H8ZM36 223V224H35ZM118 223V224H117ZM122 224V226H121V224ZM147 224L148 225V227L145 225V224ZM149 223V224H148ZM201 223H203V225L205 226H202V224ZM205 223V224H204ZM227 223V224H226ZM229 223V224H228ZM231 223V224H230ZM238 223V224H237ZM5 224V225H4ZM12 224L14 225V226H12ZM16 224V225H15ZM28 224H27V226H28ZM32 224H33V227H32ZM37 224H38V226L40 227V228H38V226H37ZM46 224H47V226H46ZM120 224V225H119ZM172 224V225H171ZM178 224H180V226H182V227H180ZM183 224H185V225H183ZM188 224V225H187ZM192 224H193V226H192ZM196 224H198V228H197V225ZM201 225V227L202 228H199L200 227V225ZM225 225V226H222V225ZM261 224H263L262 222H261ZM34 225H36V226H34ZM43 225V226H42ZM45 225V226H44ZM49 225V226H48ZM143 225H145L146 226V233L144 232L143 233V235L145 234V236L143 237V235H142V233L140 232V230H144L145 229V226H144V228L142 227ZM168 225H170V226H168ZM175 225V226H174ZM194 225H196L195 227H194ZM226 225H227V227H226ZM237 225H239V226H237ZM3 226V227H2ZM7 226V227H6ZM15 226H18V227H20L21 226V228H20V230L18 229V227H15ZM111 226H113V227H111ZM114 226H116V229L114 228ZM117 226H118V228H119V230H117ZM120 226V227H119ZM158 226H160V227H158ZM165 226H167V227H165ZM183 226L185 227H187V226H190V228H189V230L188 229H186V232H185V230H182L183 229ZM211 226H213V227H211ZM245 226V227H244ZM5 227V228H4ZM8 227H9V229H8ZM17 228V230H15L14 228ZM48 227V228H47ZM111 227V228H110ZM136 227H139V228H136ZM154 227H155V229H154ZM157 227V228H156ZM169 227V228H168ZM180 227V229L178 230V228ZM211 227V228H210ZM224 227V228H223ZM252 227H253V229H252ZM23 228V229H22ZM38 228V229H37ZM42 228V229H41ZM112 228H114L113 230H110V229H112ZM128 228V229H127ZM141 228V229H140ZM160 228H162V229H160ZM165 228H167V229H165ZM173 228V229H172ZM12 229V231H13V233H12V231H10ZM35 229H37V230H35ZM96 229V230H95ZM103 229H105V230H103ZM122 229V230H121ZM134 229H139L137 232L134 230ZM158 229V230H157ZM164 229H165V231H164ZM196 229H198L197 231H196ZM209 229V230H208ZM222 229V230H221ZM223 229H227L225 232L223 231ZM8 230V231H7ZM27 230V231H26ZM39 230V231H38ZM94 230H95V233H94ZM102 230V231H101ZM149 230V231H148ZM152 230V233L150 232ZM168 230V231H167ZM193 230V231H192ZM5 233H4V232ZM10 231V232H9ZM16 233H15V232ZM81 231H83L82 229H81ZM81 231H80V233H81ZM97 231H99V232H97ZM109 231H111V233L109 232ZM122 231V232H121ZM157 231L159 232V231H161V234H160V232L159 233H157ZM164 231V233L165 232H167V233H165L164 235H163V232ZM182 231V232H181ZM188 231V232H187ZM221 231V232H220ZM223 231V232H222ZM7 232V233H6ZM18 232L21 234H18ZM24 232V233H23ZM37 232H39V233H37ZM79 232V231H78ZM116 232H119L120 234H121V238L119 237V233L117 234ZM135 232H136V234H135ZM149 232V233H148ZM156 232V233H155ZM181 232V233H180ZM190 232V233H189ZM192 232V233H191ZM194 232V233H193ZM256 232V231H255ZM4 233V234H3ZM10 233V234H9ZM27 233V234H26ZM33 233V234H32ZM100 233V234H99ZM101 233H108V235L109 236H107V234L105 235H101ZM124 233V234H123ZM139 233V234H138ZM5 234H8V235H5ZM15 234V235H14ZM23 234V235H22ZM111 234V235H110ZM115 234V235H114ZM132 234H135L134 236H133V238H135V239H133L134 241H132V242H130L129 241V239L131 240V236H132ZM150 234V235H149ZM155 234H157V235H155ZM167 234V235H166ZM178 234H179V236L180 237H177L178 236ZM183 236H182V235ZM185 234H187V235H185ZM218 234V235H217ZM222 234V235H221ZM10 235V236H9ZM18 235V238L20 239H18L17 237H15V236H17ZM24 235H25V237H24ZM76 236V239H75V236ZM98 235H100V236H98ZM138 237H137V236ZM140 235V236H139ZM147 235V236H146ZM148 235H149V237H148ZM172 237H171V236ZM224 235V236H225ZM8 236V237H7ZM15 238H14V237ZM27 236V237H26ZM38 236V237H37ZM74 236V237H73ZM117 236H118V238H117ZM123 236V237H122ZM152 236V237H151ZM153 236L155 237V238H159V239H155V238H153ZM157 236V237H156ZM160 236V237H159ZM165 236V237H164ZM175 236V238H173ZM213 236H214V238H213ZM4 237V238H3ZM23 237V238H22ZM65 237H67V238H65ZM97 237V238H96ZM100 237V238H99ZM110 237V238H109ZM115 239H114V238ZM136 237H137V240H138V244L140 245V247H142V249H139L138 247H139V245H136L137 243H136ZM140 237V238H139ZM177 237V238H176ZM217 237V238H216ZM219 237V238H220ZM6 238V239H5ZM17 238V239H16ZM31 238V239H30ZM104 238H105V240H104ZM123 238L126 240V242H124V240H123ZM143 239L144 241H146V244L148 245V246H146V244H144L145 242L142 240H140L139 241V239ZM149 238H151L152 240H149ZM167 238L169 239V240H167ZM170 238H172V240L170 239ZM211 239V240H209L208 241V239ZM219 238H218V240H219ZM12 239H14V240H12ZM22 239V240H21ZM23 239H24V241L26 242H23ZM26 239V240H25ZM84 239H85V237H84ZM97 241H96V240ZM101 240V241H103V243L100 241V243H98L99 242V240ZM162 239V240H161ZM164 239V240H163ZM200 239V240H199ZM29 240V241H28ZM72 240V241H71ZM74 240H76L75 242L77 243H75L74 242V246L79 250H75V248H74V246H73V241ZM87 240H89V239H87ZM108 240V241H107ZM113 240H115V242L113 241ZM122 241V242H120L119 243V241ZM153 240H155L154 242H155V244H159V246L157 245V246H155V247H153L154 245H153ZM195 240V241H194ZM197 240H198V242H197ZM203 240V241H202ZM206 240V241H205ZM19 241H20V243H19ZM79 242V244H78V242ZM86 241V240H85ZM114 242V245H115V243L117 244L116 246H118V247H116L115 248V246L113 245V242ZM161 243H159V242ZM166 241V242H165ZM193 241V242H192ZM205 241V246H204V242ZM211 241V242H210ZM214 241V242H213ZM13 242H15L18 246H15V244L13 243ZM18 242V243H17ZM67 242H68V245H67ZM108 242V243H107ZM129 242V243H128ZM198 243V245H197V243ZM203 243V245H201V243ZM253 242V241H252ZM10 243V244H9ZM54 243V244H53ZM66 243V244H65ZM70 243V244H69ZM85 243H87L88 244V242H85ZM125 243H127L128 244V246L131 248V246L129 245L130 243H131V245H132V243H133V245L132 246H134V247H132L131 249L130 248H128V246L125 244ZM193 245H192V244ZM211 243V244H210ZM50 244V245H49ZM52 244V245H51ZM57 246H56V245ZM99 244H100V246H102V248H103V250H102V248H99L100 246H99ZM102 244V245H101ZM106 244V246H108L107 248H106V246H105V248L106 249H104V246L103 245H105ZM108 244V245H107ZM122 246H121V245ZM141 244L143 245L144 244V246H141ZM149 244L151 245V247L149 246ZM208 244V245H207ZM235 244V243H234ZM234 244H232L233 246H234ZM258 244V243H257ZM47 245V246H46ZM111 245V246H110ZM125 245V246H124ZM174 245V246H173ZM197 245V247H195ZM201 246V248H199L198 249V246ZM41 246H43V247H41ZM73 246V247H72ZM98 246V247H97ZM120 246H121V248H120ZM171 246H173V247H171ZM186 246H188V247H186ZM191 246V247H190ZM193 246V247H192ZM235 246H237V245H235ZM6 247V248H5ZM46 247H48V248H46ZM56 247L58 248V250L56 249ZM71 247V248H70ZM143 247H145L144 249L146 250L145 252H144V250H143ZM196 248V250H194L195 248ZM210 247V248H209ZM17 248V249H16ZM45 248V249H44ZM50 248V250L48 251V249ZM61 248V249H60ZM68 248V249H67ZM74 248V249H73ZM80 248V249H79ZM99 248V249H98ZM108 248L109 249H112V250H114V251H112V250H110V253L111 254H109V252H107L108 251ZM124 248L126 249V250H124ZM128 248V249H127ZM134 248V249H133ZM136 248V249H135ZM147 248V249H146ZM152 248H154L153 250H152ZM172 248V249H171ZM178 248H180V250L182 249V250H184L183 252H182V250H181V253L179 252L180 250L178 249ZM193 248V249H192ZM56 249V250H55ZM72 249L73 250H75V251H72ZM101 249V250H100ZM121 249H123L124 251H122ZM133 249V250H132ZM141 250V254H139V252H137L136 254H135V250ZM169 249H170V251H169ZM173 249H175V250H173ZM187 249V250H186ZM192 249V250H191ZM215 249V248H214ZM213 249V250H214ZM17 250V251H16ZM22 250V251H21ZM47 250V251H46ZM80 250H81V252H82V254L80 253ZM129 250H131V251H129ZM150 250V251H149ZM164 250V251H163ZM171 250H172V252H171ZM193 252V253H195L194 254V256H193V253L191 252V251ZM194 250V251H193ZM19 251H21V253L19 252ZM52 251H54V252H52ZM57 251H59V253L57 252ZM66 251V252H65ZM99 251V252H98ZM113 253H112V252ZM120 251H121V253L123 252V253H127L126 255H128V256H126L125 255V257H124V254L122 253V255H119L120 256V258H118L117 259V256L118 255H115V257H112V256H114V254L116 253V252H118L119 254H121L120 253ZM129 251V252H128ZM134 251V253L132 254V253H130V252H133ZM176 251V252H175ZM198 252V254H196L197 252ZM209 251V252H208ZM51 252V253H50ZM85 252V253H84ZM91 252V253H90ZM101 252V253H100ZM103 252V253H102ZM144 252V254L142 255V253ZM165 252H166V254H165ZM169 252H170V254H172V256L171 255H169ZM187 252V253H186ZM189 252H191V254L189 253ZM25 253V254H24ZM38 253V254H37ZM84 253V254H83ZM118 253H116V254H118ZM131 255H130V254ZM186 253V254H185ZM15 254H17V258L15 257ZM21 254H24L25 256H26V259L24 260V259H21V258H18V256H21ZM72 254V255H71ZM78 254V255H77ZM79 254H81V255H79ZM85 254H87V255H89V256H85ZM90 254H92L91 256H90ZM93 254H94V256H93ZM98 254H100L101 255V257H104V258H100V256L98 255ZM108 254V255H107ZM165 254V255H164ZM28 255V256H27ZM30 255V256H29ZM51 255V256H50ZM71 255V256H70ZM74 255V256H73ZM83 255L85 256V257H83ZM96 255V256H95ZM103 255V256H102ZM109 255H110V257H112V258H110L109 257ZM164 255V256H163ZM176 255V256H175ZM178 255H179V257H178ZM184 255V256H183ZM44 256V257H43ZM46 256V257H45ZM53 256H55V257H53ZM60 256V257H59ZM62 256V257H61ZM69 258H68V257ZM106 256V257H105ZM118 256V257H119ZM130 256V257H129ZM155 256H157V257H155ZM161 256V257H160ZM167 256H169V257H167ZM48 257V258H47ZM53 257V258H52ZM68 259H67V258ZM81 257V258H80ZM94 257V258H93ZM95 257H96V259H95ZM97 257H99L100 259H98ZM174 257H178V259H174ZM187 259V261L185 262L184 260H185V258ZM190 258V260L188 261V259ZM207 257H209L208 255H207ZM92 260H91V259ZM106 258V259H105ZM121 258H123V260H125V259H128L127 261H129L128 263L126 262V260H125V263H124V261L122 260H120ZM125 258V259H124ZM161 258V259H160ZM162 258L164 259L163 261H162ZM166 258H169L168 260H166ZM180 258V259H179ZM12 259V260H11ZM34 259L36 260V262H34ZM42 261H41V260ZM49 259V260H48ZM54 259V260H53ZM73 259V260H72ZM75 259V260H74ZM132 259V260H131ZM142 259V260H141ZM9 260V261H8ZM16 260H17V262H16ZM61 260V261H60ZM103 260V261H102ZM107 260V261H106ZM110 262H109V261ZM118 260V261H117ZM120 260V261H119ZM154 260H156V261H154ZM161 260V261H160ZM176 260H178V261H176ZM44 261V262H43ZM46 261H48V262H46ZM50 261V262H49ZM53 261V262H52ZM55 261V262H54ZM69 261H71V262H69ZM97 263H96V262ZM99 261H100V263H99ZM113 261H114V263H113ZM160 261V262H159ZM166 261H168V262H165ZM6 262H8V263H6ZM19 262V263H18ZM67 262V263H66ZM94 262V263H93ZM109 262V263H108ZM112 262V263H111ZM115 262H118V263H115ZM191 262V263H190Z\"/></svg>", "mask_w": 264, "mask_h": 264}, {"label": "bare ground", "instance_id": "obj_2", "mask_svg": "<svg viewBox=\"0 0 264 264\" xmlns=\"http://www.w3.org/2000/svg\"><path fill=\"white\" fill-rule=\"evenodd\" d=\"M9 1V0H8ZM18 1V0H17ZM21 1V0H20ZM25 1V0H24ZM34 1V0H33ZM72 1V0H71ZM105 1V0H104ZM111 1H113V0H111ZM210 1V3H211V0H209ZM209 1H207V2H209ZM214 1V0H213ZM213 1H212V3H213ZM215 1H217V0H215ZM220 1V0H219ZM228 1V0H227ZM229 1H231V5L230 4H226L224 7H225V11H221V13L219 14V20H221V22L223 21V22H225V20H226V23L227 22H229L228 23V27H231V29L229 30V31H231V30H237V31H239L238 32V36L240 37L239 38V40L237 39V41H233L234 43H235V45H238L237 44V42H239L240 41V39H244L245 40V42L243 43L242 41V43L243 44H241V47L239 48V49H241L240 51H238L239 53L237 54L236 53V58H238V60H232L231 62L233 63V65H230V64H228L226 61H227V59H226V57H228V54L230 53H228V51H231V52H235V51H233V50H235L236 48H238V47H233L234 49H232V48H230V49H228V51H227V48H226V50H223L222 49V47H221V49H219V52H220V54L218 55V56H216V53H214L215 54V56L216 57H214V56H209V54L207 55L206 54V52H205V54H203L204 52H202L203 51V49L201 50V52H202V54H200V57H199V59L201 58L202 59V62L201 63H203L204 64V62L203 61H208V60H211L212 59V61H210L211 62V64H210V62H209V64H210V67L212 68V65L214 66V64H212V62L214 61V62H218V63H221V64H224V65H221V70H222V72L223 73H228V72H232L231 70H233V72H234V68H237V70L239 69V70H241L243 73H244V71L246 72V73H244V74H247L248 73V71L249 72H252V74H253V76H254V74L256 75V72L258 71H256L255 69H257V67H258V65H257V67H256V63H254L255 61H257V59L259 58H261L263 61H264V49H257L256 48V50H254V48L253 49H251V45H250V43H257L255 40H264V28H262V29H260V30H258V29H255L254 28V26H255V24H254V22L256 21V23L258 24V22H257V19L259 20V18H257L256 17V15H248V14H246V16H244L243 17V15L244 14H240V10L238 11V10H236V8H234L233 6H232V0H229ZM234 1V0H233ZM238 1H240V0H238ZM243 1V0H242ZM245 1H247V0H245ZM260 1H262L263 2V5H264V0H260ZM13 2V1H12ZM11 2V3H12ZM26 2H28L27 0H26ZM126 2V1H125ZM218 2V1H217ZM235 2V1H234ZM237 2V1H236ZM235 2V3H236ZM258 3H260L259 1H257ZM1 3V2H0ZM10 3V4H11ZM32 3V6L31 7H33L34 6V3L33 2H30L29 4H31ZM154 4H156L155 2H153ZM239 3V2H238ZM245 3V2H244ZM3 4V3H2ZM1 4V5H2ZM35 4H37V3H35ZM40 4V3H39ZM47 4H49V3H47ZM51 4H54V3H51ZM111 4V3H110ZM209 4V3H208ZM207 4V5H208ZM214 4V3H213ZM237 4V3H236ZM4 5H5V3H4ZM8 5V4H7ZM13 5H14V3H13ZM18 5V4H17ZM40 5H42V4H40ZM91 5V4H90ZM112 5V4H111ZM143 5V4H142ZM153 5V4H152ZM206 5V6H207ZM224 5V4H223ZM222 5V6H223ZM244 5V4H243ZM6 6V5H5ZM5 6H4V11L6 10L7 12H5V13H8V11L9 10H7V9H5ZM29 6V5H28ZM36 6V5H35ZM103 6V5H102ZM114 6V5H113ZM120 6V5H119ZM118 6V7H119ZM144 6V5H143ZM213 6H215V5H213ZM235 6H240V5H235ZM245 6V5H244ZM243 6V7H244ZM247 6V5H246ZM257 6V5H256ZM3 7V6H2ZM8 7H10V6H8ZM15 7H16V5H15ZM18 7V6H17ZM21 7V6H20ZM39 7V6H38ZM37 7V8H38ZM45 7V6H44ZM52 7V6H51ZM111 7V6H110ZM121 7V6H120ZM138 7H139V5H138ZM152 7V6H151ZM203 7V6H202ZM242 7V6H241ZM249 9H250V7L249 6H247ZM259 7V6H258ZM261 7V6H260ZM11 9H14V7L12 8V7H10ZM19 8V7H18ZM30 8V7H29ZM34 8V7H33ZM36 8V7H35ZM43 8V7H42ZM106 8V7H105ZM201 8V7H200ZM205 8V7H204ZM209 8V7H208ZM262 8H264V7H262ZM15 9H17V8H15ZM15 9H14V11H15ZM23 10L24 8H20V10ZM32 9V8H31ZM31 9H29V10H31ZM70 9V8H69ZM77 9V8H76ZM120 9V8H119ZM145 9V8H144ZM214 9V8H213ZM222 10V9H224L223 7L222 8H219L218 10ZM252 9V8H251ZM46 10V9H45ZM74 10V9H73ZM116 10V9H115ZM118 10V9H117ZM148 10H149V8H148ZM202 10V9H201ZM207 10V9H206ZM210 10V9H209ZM208 10V11H209ZM247 10V9H246ZM13 11V10H12ZM47 11V10H46ZM76 11H78V10H76ZM135 11V10H134ZM141 11V10H140ZM139 11V12H140ZM142 11H143V8H142ZM171 11V10H170ZM241 11H243V10H241ZM258 11H260V10H258ZM21 12V11H20ZM79 12H81V11H79ZM112 12V11H111ZM131 12H133V11H131ZM138 12V11H137ZM144 12V11H143ZM202 13H203V11H201ZM205 12V11H204ZM247 12H249V11H247ZM252 12V11H251ZM263 12V11H262ZM23 13V12H22ZM24 13H26V12H24ZM23 13V14H24ZM87 13V12H86ZM85 13V14H86ZM168 13V12H167ZM208 13V12H207ZM215 13V12H214ZM217 13H219V11L217 12ZM243 13V12H242ZM264 13V12H263ZM262 13V14H263ZM16 14V13H15ZM31 14H32V12H31ZM35 13H33V15H34ZM68 13H66V15H67ZM126 14V13H125ZM134 14V13H133ZM142 14V13H141ZM209 14V13H208ZM216 14V13H215ZM256 14V13H255ZM19 15L21 16V13H19ZM19 15H18V18H20L21 20H23L22 18V16L21 17H19ZM26 15V14H25ZM29 15H30V13H29ZM77 15V14H76ZM218 15V14H217ZM13 16V15H12ZM35 16V15H34ZM65 16V15H64ZM70 16V15H69ZM94 16V15H93ZM100 16V15H99ZM138 16V15H137ZM208 16V15H207ZM263 17H264V15H262ZM7 17H9L8 16V14H7ZM11 17V16H10ZM27 17V16H26ZM25 17V18H26ZM30 17V16H29ZM35 17H37V16H35ZM74 17V16H73ZM89 17H90V15H89ZM121 17V16H120ZM212 17V16H211ZM31 18H32V16H31ZM61 18V17H60ZM80 18H81V16H80ZM213 18V17H212ZM260 18H261V16H260ZM104 19V18H103ZM121 19V18H120ZM217 19V18H216ZM11 20H13L12 19V17H11ZM33 20H35L34 19V17H33ZM63 20V19H62ZM106 20V19H105ZM105 20H103V21H105ZM42 21H43V19H42ZM61 21V20H60ZM59 20H57V22H60ZM91 21V20H90ZM260 21H262V20H260ZM9 22V21H8ZM106 22V21H105ZM104 22V23H105ZM222 22V23H223ZM4 23V22H3ZM45 23V22H44ZM49 22L47 21V24H48ZM61 23V22H60ZM70 23V22H69ZM240 23V24H239ZM261 23V22H260ZM259 23V24H260ZM6 25H7V23H5ZM35 24V23H34ZM39 24V23H38ZM84 24H86V22L84 23ZM23 25V24H22ZM26 25H28V24H26ZM35 25H37V24H35ZM61 25V24H60ZM59 25V26H60ZM125 25H127L126 23H125ZM218 25H219V23H218ZM238 25H239V27H238ZM240 25H241V27H240ZM254 25V26H253ZM261 25V24H260ZM260 25H258V26H260ZM3 25L1 24V26L0 27H2ZM15 26V25H14ZM25 26V25H24ZM33 26V25H32ZM57 26V25H56ZM103 26H104V24H103ZM225 26V25H224ZM36 27V26H35ZM63 28H64V25L62 26ZM101 27V26H100ZM107 27V26H106ZM109 27V26H108ZM261 27H263V23H262V26ZM105 28V27H104ZM130 28V27H129ZM45 29V28H44ZM102 29V28H101ZM224 29H226V28H224ZM47 30V29H46ZM67 30V29H66ZM227 30V29H226ZM50 31V30H49ZM48 31V32H49ZM57 31V30H56ZM44 31H42V33H43ZM51 32V31H50ZM50 32H49V34H50ZM79 32V31H78ZM89 32V31H88ZM220 32V31H219ZM45 33V32H44ZM53 33H54V31H53ZM60 33V32H59ZM75 33V32H74ZM73 33V34H74ZM230 33V32H229ZM46 34V33H45ZM55 34H56V32H55ZM81 34H83V33H81ZM80 34V35H81ZM169 34V33H168ZM227 34V33H226ZM237 34V33H236ZM51 35V34H50ZM171 35V34H170ZM175 35V34H174ZM73 36V35H72ZM97 36V35H96ZM99 36V35H98ZM234 36V35H233ZM50 37V36H49ZM82 37V36H81ZM86 37V36H85ZM89 37H90V35H89ZM163 37V36H162ZM172 37V36H171ZM69 38V37H68ZM67 38V39H68ZM228 38V37H227ZM236 38V37H235ZM71 39V38H70ZM73 39V38H72ZM91 39V38H90ZM155 39V38H154ZM230 39V38H229ZM242 39V40H243ZM80 40H83L82 38L80 39ZM79 40V41H80ZM126 40V39H125ZM221 40V39H220ZM228 40V39H227ZM137 41H139V42H142V41H140V40H137ZM196 41V40H195ZM216 41V40H215ZM69 42H70V40H69ZM77 42V41H76ZM85 42V41H84ZM88 42V41H87ZM86 42V43H87ZM132 42V41H131ZM171 42V41H170ZM226 42V41H225ZM232 42V41H231ZM49 43V42H48ZM53 43V42H52ZM90 43V42H89ZM125 43V42H124ZM133 43H135V42H133ZM149 43V42H148ZM155 43H157V42H155ZM167 43V42H166ZM259 43V42H258ZM76 44V43H75ZM82 44V43H81ZM84 44V43H83ZM158 44H161V43H158ZM193 44V43H192ZM224 44V43H223ZM263 44V43H262ZM78 45V44H77ZM88 45V44H87ZM90 45H92V44H90ZM117 45H118V43H117ZM130 45V44H129ZM128 45V47H129V49L131 48L130 46H132V44L129 46ZM135 45H137V44H135ZM134 45V46H135ZM139 45V44H138ZM153 45H156V44H153ZM163 45V44H162ZM177 45V44H176ZM175 45V46H176ZM183 45H186V44H183ZM194 45V44H193ZM199 45H201V44H199ZM203 45V44H202ZM217 45V44H216ZM229 45V44H228ZM253 45V44H252ZM264 45V44H263ZM70 46V45H69ZM121 46V45H120ZM149 46H150V44H149ZM182 46V45H181ZM195 46V45H194ZM221 46V45H220ZM43 47V46H42ZM80 46H78V49H76V48H74V47H72L71 46V48L73 49H75V51L76 50H79L80 48H79ZM137 47V46H136ZM141 47L142 46H139V48H140V50H141ZM148 47V46H147ZM157 47V46H156ZM155 47V48H156ZM185 47V46H184ZM204 47V46H203ZM207 47H209V46H207ZM218 47V46H217ZM59 48V47H58ZM119 48V47H118ZM117 48V49H118ZM133 48V47H132ZM152 48V47H151ZM161 47H157V50L158 49H160ZM164 48V47H163ZM166 48H168V47H166ZM172 48V47H171ZM176 48V47H175ZM187 48V47H186ZM198 48V47H197ZM202 48V47H201ZM210 48V47H209ZM216 48V47H215ZM7 49V48H6ZM43 49H44V47H43ZM69 49H70V47L68 48V51H69ZM71 49V50H72ZM73 49V50H74ZM120 49H122V48H120ZM129 49H127V50H129ZM134 49V48H133ZM132 49V50H133ZM135 49H137V48H135ZM135 49H134V51H135ZM146 49V48H145ZM162 49V48H161ZM160 49V50H161ZM174 49V48H173ZM213 49V48H212ZM81 50V49H80ZM122 50H125V48L124 49H122ZM131 50V51H132ZM142 50H144V48L142 49ZM150 50V49H149ZM163 50V49H162ZM170 50V49H169ZM172 50V49H171ZM170 50V51H171ZM176 50V49H175ZM188 50V49H187ZM198 50H200V49H198ZM207 50V49H206ZM62 51V50H61ZM65 53H66V49L65 50H63ZM75 51H73V52H75ZM138 51V50H137ZM145 51V53H146V50H144ZM143 51V52H144ZM196 51V49H192L191 50V52L193 53V52H195ZM207 51H210L209 49L207 50ZM212 51H215V49L214 50H212ZM26 52V51H25ZM25 52H23V53H25ZM39 52V51H38ZM63 52V53H64ZM72 52V51H71ZM73 52H72V54H73ZM79 52V51H78ZM88 52V51H87ZM136 52V51H135ZM153 52H156L157 54H158V52L159 51H156V50H152V53ZM178 52V51H177ZM216 52H218V51H216ZM16 53V52H15ZM76 53V52H75ZM79 53H81V52H79ZM126 53V52H125ZM138 53V52H137ZM142 53V52H141ZM148 53V52H147ZM165 53V52H164ZM200 53V52H199ZM199 53H197V54H199ZM207 53H211V51L210 52H207ZM22 54V53H21ZM31 55H32V53H30ZM50 54V53H49ZM100 54V53H99ZM127 54V53H126ZM130 54H131V52H130ZM133 54V53H132ZM140 54V53H139ZM138 54V55H139ZM144 54V53H143ZM143 54H141V56L140 57H142L143 56ZM149 54V53H148ZM181 54V53H180ZM185 54V53H184ZM196 54V55H197ZM39 55V54H38ZM52 55V54H51ZM50 55V56H51ZM54 55H56V53L54 54ZM57 55H59L60 56V54H57ZM66 55V54H65ZM134 55V54H133ZM137 55V58L139 57ZM150 55H152L151 53H150ZM153 55H156L155 53H153ZM169 55V54H168ZM191 55V54H190ZM230 55L232 56L233 54H231L230 53ZM229 55V56H230ZM235 55V54H234ZM241 55H244V57H242L241 59H240V56ZM30 56V55H29ZM70 56H72V55H70ZM75 55H73V57H74ZM158 55H156V57H157ZM184 56V55H183ZM31 57V56H30ZM63 57V56H62ZM61 57V58H62ZM78 57V56H77ZM81 57V56H80ZM79 57V58H80ZM155 57V56H154ZM153 56H152V58H154ZM169 57V56H168ZM172 57V56H171ZM173 57H174V55H173ZM182 57V56H181ZM193 57H195L194 55H193ZM49 58V57H48ZM51 58V57H50ZM49 58V59H50ZM63 58H65V57H63ZM66 58H68V57H66ZM69 58H71V57H69ZM103 58V57H102ZM143 58H144V56H143ZM150 58H151V56H150ZM151 58V59H152ZM164 58V57H163ZM190 58V57H189ZM198 58V57H197ZM9 59H10V57H9ZM55 59H56V57H55ZM60 59V58H59ZM85 59V58H84ZM83 59V60H84ZM134 59H136V58H134ZM146 59V58H145ZM155 59V58H154ZM157 59V58H156ZM179 59V58H178ZM198 59V60H199ZM254 59H256L254 62H253V60ZM47 60V59H46ZM66 60V59H65ZM137 60V59H136ZM140 60V59H139ZM162 60V59H161ZM160 60V61H161ZM167 60V59H166ZM175 60H176V58H175ZM190 60V59H189ZM193 60V59H192ZM229 60V59H228ZM5 61V60H4ZM27 61V60H26ZM50 61V60H49ZM63 61H64V59H63ZM132 61H134V60H132ZM131 61V62H132ZM141 62L143 61V59H141L140 60ZM151 61V60H150ZM149 60H148V62H150ZM154 61V60H153ZM157 61H158V59H157ZM159 61V62H160ZM195 61V60H194ZM193 61V63H195ZM260 61V60H259ZM9 62V61H8ZM7 62V63H8ZM39 62H41V61H39ZM43 62H45V60L43 61ZM85 62V61H84ZM144 62V61H143ZM174 62V61H173ZM179 62H181V61H179ZM188 62V61H187ZM192 62V61H191ZM32 63V62H31ZM37 63V62H36ZM86 63V62H85ZM126 63L127 64H129V62H127L126 61ZM162 63H163V61H162ZM164 63H165V61H164ZM171 63V62H170ZM175 63V62H174ZM182 63V62H181ZM184 63V62H183ZM2 64V63H1ZM24 64V63H23ZM38 64V63H37ZM43 63H41V65H42ZM118 64V63H117ZM134 64H136V63H134ZM151 64V63H150ZM165 64H167V61H166V63ZM172 64V63H171ZM190 64H192V63H190ZM197 64V63H196ZM205 64H208L207 62L205 63ZM226 64V65H225ZM8 65V64H7ZM25 65V64H24ZM29 65V64H28ZM32 65V64H31ZM30 65V66H31ZM39 65V64H38ZM44 65V64H43ZM52 65H54V64H52ZM80 65V64H79ZM138 65V64H137ZM136 65V66H137ZM186 65H188V64H186ZM202 65V64H201ZM2 66V65H1ZM1 66H0V68H1ZM3 66H5V65H3ZM3 66H2V68H3ZM30 66H28V68L30 67ZM46 66V65H45ZM70 66V65H69ZM71 66H73V65H71ZM77 66V65H76ZM81 66V65H80ZM114 65H112V67H113ZM131 66V65H130ZM143 66V65H142ZM162 66V65H161ZM160 66V67H161ZM165 66V65H164ZM168 66V65H167ZM169 66H171V65H169ZM185 66V65H184ZM190 67L192 66V65H189ZM189 66H188V68H189ZM194 66V65H193ZM205 66V65H204ZM217 66V65H216ZM32 67V66H31ZM35 68H36V65L34 66ZM33 67V68H34ZM49 67V66H48ZM111 67V66H110ZM131 67H133V66H131ZM147 67V66H146ZM149 67V66H148ZM155 67V66H154ZM177 67V66H176ZM183 67V66H182ZM199 67H200V64H199ZM205 67H207V65L205 66ZM205 67H203V68H205ZM215 67V66H214ZM218 67V66H217ZM217 67H215L216 68V70L219 68H217ZM1 68V69H2ZM5 68V67H4ZM7 68V67H6ZM6 68H5V70H6ZM32 68V69H33ZM64 68H67V67H64ZM76 68H78V67H76ZM81 68V67H80ZM126 68V67H125ZM171 68H173V67H171ZM192 68V67H191ZM196 68V67H195ZM201 68V67H200ZM211 68H210V70H211ZM263 68V67H262ZM83 69V68H82ZM149 69H151V68H149ZM159 68L158 67H156V70H158ZM184 69V68H183ZM182 69V70H183ZM199 69V68H198ZM197 69V70H198ZM207 69V68H206ZM205 69V70H206ZM214 69V68H213ZM260 70H261V68H259ZM4 69L3 70H1V71H5ZM14 70V69H13ZM28 70V69H27ZM147 70V69H146ZM155 70V71H156ZM201 70V69H200ZM209 70V71H210ZM221 70H220V73H222L221 72ZM7 71H9V69L7 70ZM6 71V72H7ZM33 71V70H32ZM31 70L29 71V73L30 72H32ZM36 71V70H35ZM79 71V70H78ZM133 71H135V70H133ZM132 71V72H133ZM175 71H177L176 69H175ZM195 71V70H194ZM256 71V72H255ZM264 71V70H263ZM3 72H1V73H3ZM38 72V71H37ZM139 72V71H138ZM141 72H143V71H141ZM154 72V71H153ZM158 72V71H157ZM169 72H170V70H169ZM186 72V71H185ZM198 72V71H197ZM213 73H214V71H212ZM216 72V71H215ZM233 72L231 73V74H233ZM260 72V71H259ZM25 73H26V71H25ZM149 73V72H148ZM147 73V74H148ZM190 73H192V72H190ZM190 73H188V74H190ZM206 74H207V72H205ZM210 73V72H209ZM212 73V74H213ZM217 73H219V71L217 72ZM217 73H215V74H217ZM261 73H264V72H261ZM28 74V73H27ZM26 74V75H27ZM31 74H33V73H31ZM36 74V73H35ZM34 74V75H35ZM40 74V73H39ZM107 75H108V73H106ZM112 74V73H111ZM141 74V73H140ZM143 74V73H142ZM150 74V73H149ZM198 74H200V73H198ZM234 74L236 75L237 74V71L236 72H234ZM239 74H240V72L238 73V78L239 77H241V76H239ZM260 74V73H259ZM258 74V75H259ZM7 75V74H6ZM24 75V74H23ZM23 75H22V77H23ZM25 75V76H26ZM59 75V74H58ZM123 75H125V74H123ZM145 75V74H144ZM162 75V74H161ZM205 75V74H204ZM218 75V74H217ZM219 75H221V74H219ZM222 75H224V74H222ZM222 75L220 76L221 78H222ZM1 76V75H0ZM7 76H9V74L7 75ZM24 76V77H25ZM41 76V75H40ZM44 76V75H43ZM110 76V75H109ZM163 76V75H162ZM184 76V75H183ZM187 76V75H186ZM192 76V75H191ZM207 76V75H206ZM211 76V75H210ZM215 76V75H214ZM213 76V77H214ZM227 76V75H226ZM234 76V75H233ZM244 76H246V75H244ZM249 76H251V75H249ZM264 76V75H263ZM263 76H261V75H259L258 76V78L260 77V80H259V86H260V89L262 90H264V78H263ZM14 77V76H13ZM28 77H29V75H28ZM28 77H26V78H28ZM163 77H165V76H163ZM169 77V76H168ZM200 77V76H199ZM216 77V76H215ZM224 77V76H223ZM1 79H2V77H0ZM12 78V77H11ZM106 78V77H105ZM113 78V77H112ZM124 78V77H123ZM192 78V77H191ZM190 78V79H191ZM194 78V77H193ZM234 78H235V76H234ZM241 78H243L244 80H245V78L244 77H241ZM258 78H257V80H258ZM0 79V80H1ZM6 79V77L4 78L3 77V80H5ZM8 79V78H7ZM19 79V78H18ZM23 79V78H22ZM25 79V78H24ZM23 79V80H24ZM31 79H32V76H31ZM34 79V78H33ZM45 79V78H44ZM57 79V78H56ZM87 79V78H86ZM107 79V78H106ZM132 79V78H131ZM214 79V78H213ZM228 79V78H227ZM233 79V78H232ZM231 79V77H230V79H228V80H232ZM248 79H250V78H248ZM254 79H255V77H254ZM11 80V79H10ZM15 80H16V78H15ZM52 80H54V79H52ZM75 80V79H74ZM110 80V79H109ZM133 81H134V78L132 79ZM141 80V79H140ZM159 80V79H158ZM157 80V81H158ZM172 80V79H171ZM178 80H179V78H178ZM185 80H187V79H185ZM195 80V79H194ZM198 80V79H197ZM205 80V79H204ZM225 80H226V78H225ZM224 79H223V81L224 82H226ZM228 80H227V85H228ZM238 80H240V78L239 79H236V81H238ZM252 80V79H251ZM257 80H254V81H257ZM7 81V80H6ZM24 81H26V80H24ZM103 81H105L104 79H100V81H99V83H103ZM126 82H127V80H125ZM129 81V80H128ZM162 81H164V80H162ZM199 81H200V79H199ZM205 81H207V78H206V80ZM208 81H210V80H208ZM1 83H2V80L0 81ZM5 82V81H4ZM11 82H13L14 83V81L12 80ZM28 82H31V81H28ZM44 82H47V80L46 81H44ZM50 82V81H49ZM48 82V83H49ZM125 82V83H126ZM142 82V81H141ZM154 82V81H153ZM152 82V83H153ZM156 82V81H155ZM158 82H161L160 80L158 81ZM165 82V81H164ZM167 82V81H166ZM197 82V81H196ZM203 82V81H202ZM211 82V81H210ZM219 82H220V80H219ZM238 82H242V79L240 80V81H238ZM238 82H235L234 81V83L233 84H236V83H238ZM248 82V81H247ZM247 82L245 81V82H243V83H246V85H248L247 84ZM25 83V82H24ZM72 83V82H71ZM85 83V82H84ZM108 83H110V82H108ZM112 83V82H111ZM114 83V82H113ZM124 83V84H125ZM199 83H201V82H199ZM213 83V82H212ZM217 83V82H216ZM230 84L232 83V82H229ZM243 83L241 84V83H239V86L240 85H242L243 86ZM3 84V83H2ZM7 84V83H6ZM19 84H22V83H19ZM27 84V83H26ZM29 84V83H28ZM32 84H33V82H32ZM35 84V83H34ZM39 84V83H38ZM41 84H43V83H41ZM50 84V83H49ZM97 84V83H96ZM95 84V85H96ZM131 85H132V81H131V83H130ZM134 84H135V82H134ZM142 84H143V82H142ZM146 84H147V82H146ZM159 84V83H158ZM165 84V83H164ZM211 84V83H210ZM215 84V83H214ZM233 84H231V85H233ZM258 84V83H257ZM1 85V84H0ZM23 86H25L24 84H22ZM47 85V84H46ZM67 85V84H66ZM116 85V84H115ZM126 85V84H125ZM130 85V89H131V86ZM148 85V84H147ZM150 82H149V86H146V87H150ZM167 85V84H166ZM169 85V84H168ZM172 85V84H171ZM190 85V84H189ZM195 85V84H194ZM194 85H192V86H194ZM197 85H199V84H197ZM208 85V84H207ZM219 85V84H218ZM230 85V86H231ZM20 86V85H19ZM38 87H40V89H41V86H39V85H37ZM42 86H44V85H42ZM63 86V85H62ZM65 86V85H64ZM100 86H101V84H100ZM99 86V87H100ZM120 87H121V85H119ZM128 86V85H127ZM137 86H139V85H137ZM136 86V87H137ZM154 86L156 87L157 85H155L154 84ZM154 86H152V89H153V87ZM160 86V85H159ZM174 86H175V84H174ZM196 86V85H195ZM212 86V85H211ZM223 87H224V84L222 85ZM234 86V85H233ZM237 86V85H236ZM245 86V85H244ZM251 86V85H250ZM257 86V85H256ZM262 86V87H261ZM15 87V86H14ZM13 87V88H14ZM32 87H33V85H32ZM36 87V86H35ZM89 87V86H88ZM102 87H104L103 85H102ZM135 86H134V89H135V91L137 90V89H141L140 88V86H139V88H136ZM142 87V86H141ZM154 87V88H155ZM162 87H163V85H162ZM161 87V88H162ZM199 87V86H198ZM202 87V86H201ZM200 87V88H201ZM204 87V86H203ZM208 87V86H207ZM210 87V86H209ZM212 87H214V85L212 86ZM225 87H226V85H225ZM229 87V86H228ZM252 87V86H251ZM253 87H254V85H253ZM258 87V86H257ZM4 88V87H3ZM3 88H2V90L1 91H3L2 93H4L3 95H2V93L0 92V96H1V98H3V99H5V96H7V95H5V94H8V92H10V90H8V89H4V90H7V93L6 92H4V90H3ZM16 88H17V84H16ZM25 88H26V86H25ZM28 88V87H27ZM26 88V89H27ZM95 88V87H94ZM143 88V87H142ZM151 88V87H150ZM149 88V89H150ZM165 88V87H164ZM163 88V89H164ZM166 88H168V87H166ZM178 88V87H177ZM211 88V87H210ZM245 88V87H244ZM248 88V87H247ZM30 89V88H29ZM33 89V88H32ZM61 89V88H60ZM113 89V90H112ZM112 89L111 90H109L110 92H114V88L112 87ZM128 89H129V87H128ZM128 89H126V90H128ZM144 89H147V88H145L144 87ZM162 89V90H163ZM181 89V88H180ZM213 89V88H212ZM221 89V88H220ZM219 89V90H220ZM225 89V88H224ZM234 89H236L235 87H234ZM233 89V90H234ZM240 89V88H239ZM254 89V88H253ZM256 89V88H255ZM13 90L14 89H12L11 91L12 92H10V93H13ZM16 90H18V89H16ZM25 90V89H24ZM34 90V89H33ZM32 90V91H33ZM41 90H43V89H41ZM46 90V89H45ZM44 90V91H45ZM48 90V89H47ZM58 90V92H59V89H57ZM76 90H80V89H76ZM89 91H90V89H88ZM92 90V89H91ZM97 90V89H96ZM100 90L102 91L103 89H101L100 88ZM99 90V92H101ZM125 90V89H124ZM133 90V89H132ZM131 90V91H132ZM155 90H156V88H155ZM158 90V89H157ZM156 90V91H157ZM174 90V89H173ZM179 90V89H178ZM229 90V89H228ZM227 90V91H228ZM232 90V89H231ZM28 91V90H27ZM26 91V92H27ZM34 91H36V93H37V91H39V89L38 90H34ZM33 91V93H35ZM72 91V90H71ZM74 91V90H73ZM78 91H76V93L78 92ZM81 91V90H80ZM82 91H84V90H82ZM78 92L77 94H75V96H73L72 95V97L70 98H67L66 97V94H64V96L68 99V102L66 101L67 99H65V101H66V103L64 104V102L65 101H63V104H61V105H59V108L57 109V111L55 112L54 110H52V111H47V109H48V107H47V109L45 110H42V111H44V113H42V111H39L40 112V114H39V116H36V118H31L32 120L31 121H29V122H31V123H29L28 122V125H24V123H23V127L25 128V127H27V126H31L29 129L28 128H25V130H27L25 133V135H22V134H24L23 132H22V130H20L21 132H20V135H21V138H23V136H25L26 137V139L24 140V142H26L27 143V145H31L32 146V143L34 144H36V142L38 143V142H49V140L50 139H48V138H51V136L53 135L52 133V135H50V133L49 132H46V131H49V129H50V127H52V126H50L49 127V129L47 130V125L45 124V123H47V124H50V123H48L49 122V118L51 119V121H52V124H53V127L56 125H61L62 126V129H61V132H65V131H68L69 129H66V128H68L69 126H68V124L67 123H65L64 121L65 120H67L66 118H67V109L71 112H75V110H77V109H81V106L83 105V102H85L86 101V99H87V101H88V99L90 100L88 103L86 102V104L88 105L89 104V107L91 108V105H93V101H95L96 103H97V100L99 99V97H105V95H103L104 93H102V94H99V93H96V91L94 90V93H92V94H94V95H92V94H89V95H87L88 94V92L89 91H86V93L87 94H85V92ZM93 91V90H92ZM123 91V90H122ZM141 91V90H140ZM155 91V92H156ZM169 91V89H167V93H169L168 92ZM176 91V90H175ZM199 91V90H198ZM221 91V90H220ZM223 91V90H222ZM221 91V92H222ZM20 94L17 96V97H19L20 99V101H21V99H25L24 97H26V98H31L32 96H30V97H27L28 95H30V94H28L27 95V93L25 92V91H23V93H22V91H18ZM25 92V93H24ZM42 92V91H41ZM75 92V91H74ZM74 92H73V94H74ZM98 92V91H97ZM108 92V91H107ZM127 93H130V92H128V91H126ZM147 92H148V89H147ZM146 92V93H147ZM158 92V91H157ZM178 92H181V91H178ZM192 92V91H191ZM190 92V93H191ZM236 92H237V90H236ZM256 92V91H255ZM262 92V91H261ZM260 91L258 92H256L257 94H255V95H253V94H251V91H248V90H246L245 89V91H243V93H240L239 94V96H237V98L239 99V102H237L236 104H237V106L239 105L240 107H239V111L241 112V114L240 115H243L245 118H243L242 116V118L244 119V120H252V121H255V122H252L253 124L254 123H264V94H262ZM8 94L9 95V97L10 98H12V95L11 94ZM17 93V92H16ZM28 93H30L29 91H28ZM32 93V94H33ZM39 93V92H38ZM60 93V92H59ZM65 93V92H64ZM69 93V92H68ZM67 93V94H68ZM95 93L97 94V95H95ZM146 93H145V95H146ZM183 93V92H182ZM223 93V92H222ZM228 93H229V91H228ZM237 93H239V92H237ZM41 94V93H40ZM58 94V93H57ZM105 94H107L108 96L111 94H108V93H105ZM123 94V93H122ZM126 93L124 92V95H125ZM132 94V93H131ZM131 94H130V97L128 96V101L127 100H125L126 102H129V101H133V100H130L135 94H133V96L131 97ZM140 94V93H139ZM143 94V93H142ZM148 94V93H147ZM154 94H156V93H154ZM166 94V93H165ZM172 94V93H171ZM220 94V93H219ZM5 95V96H4ZM111 95H113V94H111ZM120 95H121V93H120ZM124 95H121V96H123L124 97ZM127 95H129V94H127ZM157 95H158V93H157ZM170 95V94H169ZM209 95V94H208ZM211 95V94H210ZM216 95V94H215ZM224 95V94H223ZM230 96H231V94H229ZM235 95V94H234ZM3 96V97H2ZM22 96H23V98H22ZM36 96V95H35ZM42 96V95H41ZM55 96V95H54ZM58 96V95H57ZM57 96H55V98L57 97ZM61 96H63V95H61ZM68 96V95H67ZM69 96H70V94H69ZM88 96V98H86V97ZM96 96V97H95ZM108 96L107 97H105V99H107L108 100ZM115 96V95H114ZM143 96V95H142ZM154 96V95H153ZM179 96V95H178ZM198 96V95H197ZM218 96V95H217ZM220 96V95H219ZM8 97V98H9ZM14 97H16L15 95H14ZM13 97V98H14ZM81 97H84V98H81ZM111 97V96H110ZM123 97H120L121 99H120V102L118 101V104H120L121 103V100H122V98ZM144 97V96H143ZM148 97H149V95H148ZM152 97V96H151ZM150 97V98H151ZM180 97V96H179ZM184 97V96H183ZM209 97V96H208ZM234 97V96H233ZM52 98V97H51ZM54 98V97H53ZM54 98V99H55ZM58 98H59V96H58ZM73 98V100H69V99H72ZM133 98H135V96L133 97ZM136 98H138V95L136 96ZM140 98V97H139ZM142 98V97H141ZM153 98V97H152ZM169 98V97H168ZM175 98L177 99V97L175 96ZM174 98V99H175ZM193 98V97H192ZM198 98V97H197ZM210 98V97H209ZM218 98V97H217ZM223 98V97H222ZM3 99H0V100H2V102H4L3 101ZM17 99V98H16ZM16 99H14L15 101H16ZM53 99V100H54ZM62 99V98H61ZM109 99H111V98H109ZM126 99H127V96H126ZM146 99V98H145ZM154 99H156L155 97H154ZM173 99V98H172ZM201 99V98H200ZM203 99V98H202ZM212 99V98H211ZM211 99H210V101H211ZM5 100H8L9 101V99H5ZM13 100V99H12ZM11 100V101H12ZM40 100V99H39ZM51 101H52V99H50ZM56 100V99H55ZM63 100V99H62ZM102 99H100L99 101H101ZM112 100H114V102L116 101V99H113L112 98ZM111 100V101H112ZM137 100V99H136ZM135 100V101H136ZM139 100V99H138ZM157 100V99H156ZM235 100V99H234ZM11 101H9V102H11ZM49 101V100H48ZM98 101V102H99ZM102 101H104V99L102 100ZM101 101V102H102ZM124 101V100H123ZM141 101V100H140ZM140 101L137 103V105L140 103ZM172 101H174V100H172ZM172 101H170V102H172ZM176 101V100H175ZM181 101V100H180ZM205 101V100H204ZM217 101V100H216ZM7 102V101H6ZM5 102V103H6ZM14 102V101H13ZM17 102V101H16ZM50 102V101H49ZM101 102H99V103H101ZM113 102V103H114ZM145 101H144V98H143V103H144ZM159 102V101H158ZM179 102V101H178ZM189 102V101H188ZM206 102V101H205ZM215 102V101H214ZM231 102V101H230ZM12 103V102H11ZM15 103V102H14ZM22 103H24V102H22ZM28 103V102H27ZM39 103V102H38ZM52 103V102H51ZM92 103V104H91ZM110 103H112V102H110L109 101V105H110ZM111 104V106H109V107H111L112 108V105H114V104H116V103H114V104ZM124 104H125V102H123ZM142 103V102H141ZM140 103V104H141ZM223 103V102H222ZM233 101L230 103L231 105L230 106H232L233 104ZM0 104H1V101H0ZM13 104V103H12ZM21 104V103H20ZM46 104H47V101H46ZM46 104L44 105V103L42 104V106L44 105V107L46 106ZM85 104V105H86ZM107 104V103H106ZM105 104V105H106ZM118 104H116V105H118ZM128 105H130V103H127ZM133 103H131V105H132ZM135 104V103H134ZM138 105V108L139 109H141L142 108V106L143 105H145L146 104V102H145V104H142V106L141 105ZM152 104V103H151ZM171 104V103H170ZM175 104V103H174ZM221 104V103H220ZM241 104V105H240ZM3 105H4V103H3ZM17 105V104H16ZM40 105V107H42L41 106V104H39ZM38 104L36 105V106H39ZM49 105H51L50 103H49ZM57 105V104H56ZM84 105V106H85ZM96 105V104H95ZM160 105H161V103H160ZM172 105V104H171ZM170 105V106H171ZM229 106V104H226V106ZM0 106H2V104L0 105ZM10 106V105H9ZM26 106V105H25ZM100 106H101V104H100ZM108 106V105H107ZM121 106H124V107H126V105H122V103H121ZM135 106H136V104L133 106H130V107H134L135 108ZM140 106H141V108H140ZM177 106V105H176ZM181 106H184L183 104L181 105ZM192 106V105H191ZM196 105H194V107H195ZM234 106V105H233ZM229 107V109H231V108H235V107ZM236 106V105H235ZM40 107H36V108H40ZM52 107H53V104H52ZM52 107H51V109H52ZM94 107V106H93ZM92 107V108H93ZM99 107V106H98ZM97 107V108H98ZM101 107H103V104H102V106ZM119 107V106H118ZM118 107H117V112L119 113V111L118 110H120V109H118ZM128 107V106H127ZM144 107V106H143ZM155 107V106H154ZM157 107H158V104H157ZM157 107L155 108V110L157 109ZM165 107H166V105H165ZM174 107V106H173ZM179 107V106H178ZM198 107V106H197ZM218 107V106H217ZM225 107V106H224ZM2 108V107H1ZM86 108V107H85ZM92 108H91V110H92ZM95 108V107H94ZM119 108H121V107H119ZM138 108H136V109H138ZM153 108V107H152ZM180 108V107H179ZM185 108V107H184ZM214 108V107H213ZM220 108H221V106H220ZM225 108H227V107H225ZM224 108V109H225ZM27 109V108H26ZM40 109H42V108H40ZM50 109V110H51ZM108 109V108H107ZM114 108H112V109H110V111L111 110H113ZM123 109V108H122ZM126 108H124V110H125ZM135 109V110H136ZM143 109V108H142ZM169 109V108H168ZM200 109V108H199ZM211 109V108H210ZM217 109V108H216ZM1 110H3V109H1ZM23 111H24V109H22ZM29 110V109H28ZM28 110H26L27 112H28ZM31 110V109H30ZM33 110H35L34 109V107H33V109H32V112H35V111H38V109H36L35 111H33ZM49 110V109H48ZM82 110H83V108H82ZM81 110V112H83ZM88 109H86L85 111H87ZM91 110H89V111H91ZM96 109H94V111H95ZM104 110V109H103ZM103 110H101V109H98L97 110V114H99V113H103ZM124 110H122V113H123V111ZM128 110V109H127ZM126 110V111H127ZM134 110V111H135ZM147 110H148V108H147ZM161 110V109H160ZM186 110H187V108H186ZM196 110H197V108H196ZM201 110V109H200ZM215 110V109H214ZM235 110H236V113H237V108H235L234 110H232V111H234L235 112ZM10 111V110H9ZM46 111V112H45ZM80 111V110H79ZM93 111V110H92ZM109 111V112H110ZM114 111V110H113ZM112 111V112H113ZM133 111V110H132ZM139 111V110H138ZM141 111H143V110H140L139 112L141 113ZM145 111V110H144ZM143 111V112H144ZM171 111V109L169 110V112ZM2 112V111H1ZM39 112H37L36 113V115L39 113ZM48 112V113H47ZM70 112H68V114H70ZM108 112V111H107ZM111 112V113H112ZM135 112H137V111H135ZM149 112V111H148ZM158 112V111H157ZM157 112H155L156 114H158ZM226 112L229 114V112L226 110ZM22 113V112H21ZM51 113H52V115H51ZM85 113V112H84ZM83 113V114H84ZM92 112H90L89 114H91ZM94 113H96V112H94ZM110 113V114H111ZM114 113H116V112H114ZM126 113V112H125ZM130 113H131V111H130ZM145 113V112H144ZM147 113V112H146ZM149 113H153V112H149ZM155 113H153L154 115H155ZM175 113V112H174ZM231 113V112H230ZM6 114V113H5ZM26 114V113H25ZM30 113L28 112V115H29ZM71 114H73V113H71ZM87 115H88V113H86ZM104 114V113H103ZM106 115H107V113H105ZM117 114V113H116ZM115 114V115H116ZM126 114H129V112L127 111V113ZM134 114V113H133ZM137 114H139V113H137ZM167 114V113H166ZM169 114V113H168ZM172 114L173 113H171V117H172ZM214 115H216L215 113H213ZM220 114V113H219ZM232 114H234V113H232ZM232 114H229L230 115V117H231V115ZM28 115H27V117H28ZM32 115H34V114H32ZM32 115H30L31 117H32ZM57 115H58V117H57ZM61 115V116H60ZM76 115V114H75ZM78 116H79V113L77 114ZM76 115V116H77ZM81 115V114H80ZM101 115V114H100ZM114 115V114H113ZM112 115V116H113ZM143 115V114H142ZM141 115V116H142ZM153 115V116H154ZM161 115V114H160ZM159 114H158V117H161ZM164 115V114H163ZM223 115V114H222ZM221 115V116H222ZM225 115V114H224ZM228 115V116H229ZM235 115V114H234ZM238 115H239V113H238ZM238 115L236 114L235 116L236 117H238ZM1 116V115H0ZM6 116V115H5ZM19 116V115H18ZM24 116H26V115H24ZM60 116V117H59ZM86 116V115H85ZM90 116H92V115H90ZM89 116V117H90ZM96 116V115H95ZM101 116H103V115H101ZM105 116V115H104ZM109 117H110V115H108ZM116 116H118V115H116ZM123 116V114H121L119 117H122ZM127 117L126 118H128L129 116L128 115H126ZM133 116V115H132ZM144 116H146V115H144ZM148 116H149V114H148ZM152 116V115H151ZM219 116V115H218ZM4 117V116H3ZM81 117V116H80ZM87 117V116H86ZM98 117L100 118V116L98 115ZM98 117H96V118H98ZM108 117V118H109ZM140 117V116H139ZM209 117V116H208ZM212 117H214V116H212ZM223 117H225V116H223ZM235 117V118H236ZM240 117V118H241ZM5 118V117H4ZM29 118V117H28ZM58 118L60 119V120H58ZM72 118V117H71ZM84 118V117H83ZM88 118V117H87ZM107 118V119H108ZM111 118H114V116L113 117H111ZM133 118H134V116H133ZM138 118V117H137ZM145 118V117H144ZM165 118H167V117H165ZM220 118V117H219ZM229 118V117H228ZM228 118L226 119L225 118V120H228ZM231 118H234V116L233 117H231ZM2 117H1V120H0V122H2ZM20 119V118H19ZM23 119H26V118H23ZM22 119V120H23ZM74 118H72V121H74L73 120ZM80 119V118H79ZM102 119V118H101ZM119 119V118H118ZM132 119V118H131ZM154 119H156V118H154ZM158 119V118H157ZM176 119V118H175ZM221 119V118H220ZM223 119V118H222ZM14 120V119H13ZM12 120V121H13ZM81 120V119H80ZM80 120H79V122H80ZM89 120V119H88ZM115 120H117V119H115ZM115 120H113V121H115ZM125 119H123V121H124ZM134 120V119H133ZM132 120V121H133ZM138 120V119H137ZM140 120V119H139ZM151 120V119H150ZM149 120V121H150ZM161 120V119H160ZM170 120H172V119H170ZM176 120H178V119H176ZM233 120V119H232ZM236 120H237V118H236ZM239 120H241V119H239ZM4 121H7L6 119L4 120ZM10 121V120H9ZM71 121V120H70ZM82 121V120H81ZM91 121V120H90ZM92 121H94V120H92ZM103 121V120H102ZM110 121V120H109ZM122 121V120H121ZM134 121H136V120H134ZM142 121V120H141ZM155 121V120H154ZM165 121V120H164ZM217 121V120H216ZM223 121V120H222ZM8 122V121H7ZM13 122H15V120L13 121ZM12 122V124H14ZM20 122V121H19ZM24 122V121H23ZM75 122H77V120L75 121ZM78 122V123H79ZM86 122V121H85ZM96 122V121H95ZM105 122V121H104ZM116 122H119V120H117ZM115 122V123H116ZM153 122V121H152ZM157 122H159V121H157ZM161 122V121H160ZM215 122V121H214ZM241 122H242V120H241ZM4 123V122H3ZM3 123H1L2 124V126L1 127H4L3 125ZM26 123V122H25ZM87 123V122H86ZM89 123V122H88ZM88 123H87V127H88V129H86L85 130V133L86 134H84L83 132H81V133H83L84 135H82L81 133L79 134V132L78 131H76V135L75 136H72L73 134H71V138L69 137V139L67 140V142L66 143H64V144H62V142H63V140L65 139V138H62V134H61V137H60V135H58V137H60V138H58V140H59V142L57 143V144H59L60 143V145H58L57 146V149H59V150H61L60 149V147L62 148V149H64V152L63 153H66V154H61V155H59V157H56V158H50V157H47L46 156V154H47V152H42L41 150L42 149H44V148H38L37 149V147L35 148V149H37V150H35L34 148H33V146H32V148L33 149H28L27 147V149H23V148H18V147H14V146H12V143L10 142V144L8 145V147H6L5 148V145L4 146H2V147H0V157H1V155H2V157L3 156H5V161H2L1 159H0V214L2 215L3 214V216H5L6 218H8V219H11V220H17L16 222L18 223H20V225H22V226H24V227H26V228H28V230H29V224H31V222H30V220L29 219H31L30 217H32V214H30L33 210H35V209H31V208H33V206H31L30 205V200H31V195H35L36 193H40V194H38L37 196H35V198L36 199H38V200H40V202H41V199L43 200V201H46V202H49L50 200L51 201H54V203H55V201H56V203L55 204H57V200H59L60 201V197L65 193V192H67V191H62L63 189H68V191L69 192H67V193H72L73 195H69L68 194V196L70 197V196H73V199L72 200H70L68 203L69 204H63V206H62V204H61V206L62 207H71L70 208V213L71 214H69L68 212L67 213H65L66 211H64V212H62V209H61V212H59L58 213V211H60V210H55V209H53L54 207L51 205V207H52V210L55 212L56 211V213H58L57 215H54V214H56V213H54L52 216H54V218L55 219H52V220H50V221H48V223H49V227L50 228H48V229H45V228H41L42 229V232H40L41 234H39L40 236H39V238H33V240H31L32 242H25L24 241V239H23V242H25L26 244L24 245V243H23V245L20 243V241H19V243H20V247H22L23 248V251H22V253L23 252H28V250H30V249H32V250H37L39 247H37V246H39L40 244H41V238L43 239V242H51V241H54V242H56L57 244H60V242H61V240H60V237H64V236H67V235H73V234H75L74 232H76V234L75 235H77V237L79 238V240H81V242H80V245H81V249H82V252L83 251H87L88 252V249L89 248H93L94 247V245H92V244H89V243H91V240L90 239H93V237L96 235H94V234H92V232H91V230H93V228L91 229V227H95V228H98V229H101L102 228V226L105 228V229H107V228H109V225H110V222L111 221H109L110 219H118L117 217V212H116V216L117 217H113V216H109L108 214L109 213H113L116 209H118V208H121L122 206H124V204L123 205H121V206H119V204L117 205V206H115V204H114V206L115 207H113V206H111L110 205V207H108L109 205H106V204H103V201L104 202H107V201H105L107 198H110V197H112V196H110L111 194H110V191H109V193H108V190H107V192H105L103 189H105L107 186L109 187V186H112V187H116L115 185L113 186L112 184H113V182L116 180V181H118L119 182V179L121 178V176L119 175V173L117 174V173H113L112 171H115L114 169H111L112 167L113 168H115V166H118V170H119V168H120V170L119 171H121V170H125V168H127L128 169V167H126V164L127 163H129V164H135V165H138L137 164V162H140L142 159H141V157L139 156V155H135V153H136V151H135V153L134 154H129L128 156H125L126 155V153H125V155L124 154H122L121 152V154H119V153H114V154H108V153H106V154H108V155H105V154H94V152H92L93 151V149H95L93 146L94 145H97V146H101V147H105V149L108 147V148H110V147H115L116 148V146H118L119 144H120V140H122V139H118V137L114 134V132L115 131H113L114 129L113 128H111L112 130L110 131L111 133H110V135H109V132H106V131H108V127L106 126L108 123H110V122H107L106 121V125H105V123H104V125L106 126V130L104 129V128H100V127H102V126H104L103 125V122H101L102 124H100V122H98V125L97 126H100L99 128L101 129V130H96L94 133L92 132V131H94L93 129L91 130L90 128H89V126H88ZM93 123V122H92ZM111 123H112V120H111ZM110 123V124H111ZM126 123V122H125ZM136 123V122H135ZM133 124V125H135L136 126V124ZM142 123V122H141ZM155 123H156V121H155ZM162 123V122H161ZM164 123H166V122H164ZM172 123V122H171ZM205 123V122H204ZM251 123V122H250ZM0 124V125H1ZM8 124V123H7ZM11 123L9 124V126L10 125H12ZM20 124V123H19ZM19 124L17 123V127L19 128ZM22 124V123H21ZM74 124H76V123H74ZM100 124V125H99ZM122 124V123H121ZM127 124H131L130 123V121H129V123H127ZM139 124V123H138ZM137 124V125H138ZM175 124V123H174ZM73 125V124H72ZM89 125H91V123L89 124ZM96 124H94V126H95ZM109 125V124H108ZM113 125V124H112ZM142 125V124H141ZM141 125L139 124V126L141 127ZM218 125V124H217ZM247 125V124H246ZM254 125H256V124H254ZM15 126V125H14ZM13 126V127H14ZM22 126V125H21ZM20 126V127H21ZM68 126V127H67ZM84 126V125H83ZM83 126H81L82 128H83ZM84 127V128H87V127ZM93 125H91V127H94ZM96 126V127H97ZM111 126V125H110ZM132 126V125H131ZM154 127V125H151V127ZM175 126H177V125H175ZM221 126V125H220ZM225 126V125H224ZM228 126H230V125H228ZM12 127V126H11ZM11 127H9L10 129H11ZM73 127V126H72ZM75 127H76V125H75ZM80 127V126H79ZM80 127V128H81ZM113 127H115V126H113ZM117 127V126H116ZM136 127H138V126H136ZM143 127V126H142ZM150 126H148V129H150L149 128ZM152 127V128H153ZM157 127H158V125H157ZM157 127H154V128H157ZM257 127V126H256ZM8 127H7V129H9ZM15 128V127H14ZM24 128H23V130H24ZM77 128V127H76ZM79 128V129H80ZM98 128V127H97ZM133 128V127H132ZM144 128V127H143ZM146 128V127H145ZM159 129L161 128V127H158ZM257 128H259V126L257 127ZM1 129V128H0ZM3 129V128H2ZM6 129V128H5ZM13 129V128H12ZM11 129V130H12ZM52 129V128H51ZM73 129V128H72ZM71 129V130H72ZM96 129V128H95ZM117 129V128H116ZM129 129V128H128ZM133 129H135V128H133ZM142 129V128H141ZM147 129V128H146ZM147 129V130H148ZM216 129H218V128H216ZM221 129H222V127H221ZM220 129V130H221ZM230 129V128H229ZM244 129H246V128H244ZM263 129V128H262ZM24 130V131H25ZM54 129H52V131H53ZM89 130V132L87 133V131ZM118 130H121V129H118ZM155 130V129H154ZM161 130V129H160ZM242 130V129H241ZM8 131V130H7ZM7 131H5V133L7 132ZM51 131V130H50ZM73 131V130H72ZM71 131V132H72ZM82 131V130H81ZM84 131V130H83ZM144 131H145V129H144ZM150 131V130H149ZM148 131V132H149ZM155 131H158V129H156ZM154 131V132H155ZM163 131V130H162ZM165 131V130H164ZM167 131V130H166ZM176 132H177V130H175ZM219 131V130H218ZM9 132H11V131H9ZM12 132H15V131H12ZM58 132V131H57ZM68 132H70V131H68ZM102 132H103V135H101L102 134ZM105 132H106V134H105ZM119 132V131H118ZM124 132V131H123ZM139 132V131H138ZM142 132V131H141ZM140 132V133H141ZM145 132H147V131H145ZM145 132H143V134H145ZM151 132V131H150ZM153 132V133H154ZM168 132V131H167ZM223 132V131H222ZM4 133V134H5ZM22 133V134H21ZM33 133H37V134H33ZM47 133V134H46ZM55 133V132H54ZM96 133V134H95ZM107 133H108V135H107ZM126 133V132H125ZM131 133V132H130ZM133 133H134V130H133ZM140 133H138V134H140ZM152 133V132H151ZM150 133V134H151ZM152 133V134H153ZM171 133H173V132H171ZM6 134H8V132L6 133ZM12 134V133H11ZM14 134V133H13ZM16 134V133H15ZM42 134H46V136H43V137H41L40 135H42ZM50 135V136H47V135ZM57 134H59V133H57ZM78 134V135H77ZM104 134H105V136H104ZM135 134H137V131H136V133ZM137 134V135H138ZM150 134H148V137H149V135ZM159 134H161L160 133V131H159ZM168 134H169V132H168ZM175 134V133H174ZM264 134V133H263ZM2 135V134H1ZM0 135V136H1ZM9 135V134H8ZM7 135V136H8ZM34 135V136H33ZM67 135V134H66ZM127 135H128V133H127ZM225 135H227V134H225ZM248 135V134H247ZM250 135V134H249ZM261 135V134H260ZM3 136V135H2ZM13 136V135H12ZM15 136V135H14ZM55 136H57V135H53L52 137L54 138ZM65 136V135H64ZM63 136V137H64ZM121 136V135H120ZM133 136H135V135H133ZM133 136L131 137V139H129L131 142H132V140L133 139H135V138H133ZM140 136V135H139ZM138 136V137H139ZM153 137H154V134L152 135ZM18 137H20L19 135L17 136V138ZM68 137V136H67ZM123 137V136H122ZM147 137V138H148ZM151 138V136H150V138L151 139H155L156 137H158V132H157V136H155V138ZM161 137V136H160ZM160 137H158V138H160ZM250 137V136H249ZM258 137V136H257ZM5 138H6V136H5ZM16 138V139H17ZM20 138V139H21ZM56 138V137H55ZM123 138H126V137H123ZM127 138H128V136H127ZM142 138V137H141ZM146 137L144 138V140L145 141H149V140H146L147 139ZM172 138V137H171ZM174 138V137H173ZM172 138V139H173ZM11 139V138H10ZM10 139H9V141H10ZM19 139V140H20ZM52 139V138H51ZM57 139V138H56ZM55 139V140H56ZM67 139V138H66ZM65 139V140H66ZM143 139V138H142ZM160 139H162V138H160ZM160 139H157V141H159ZM165 139V138H164ZM163 139V140H164ZM239 139V138H238ZM1 140H2V142H3V139H2V137H0V142H1ZM13 140V139H12ZM18 140V141H19ZM125 140H127V139H125ZM129 140H128V142H129ZM144 140H143V143H144ZM168 140H170V138H168ZM175 140V139H174ZM173 140V141H174ZM23 141V140H22ZM134 141V140H133ZM137 141V140H136ZM140 141H142L141 139H140ZM151 142L153 141V140H150ZM165 141V140H164ZM164 141H163V143H162V141H160L161 143H162V145L164 144ZM173 141H171V142H169L168 144H172V142ZM179 141V140H178ZM239 141V140H238ZM245 141V140H244ZM256 141H258V142H256V143H258L257 145H258V149H256L255 151H256V153L258 152L257 150H261V152L260 153H262V149L264 148V136H263V138H259L258 137V139L256 140ZM47 142V143H48ZM125 142V141H124ZM130 142V143H131ZM237 142V141H236ZM242 142V141H241ZM4 143V142H3ZM20 143V142H19ZM17 144V145H19L20 146V144ZM22 143V142H21ZM26 143H24V144H26ZM121 143H122V141H121ZM129 143V144H130ZM135 143V142H134ZM139 143V142H138ZM142 143V144H143ZM147 143V142H146ZM145 143V144H146ZM153 145H151L152 143H150L149 145H151V147L149 146V149L152 151V149H154V147H152V146H156V143H155V141H153ZM159 143V142H158ZM179 143V142H178ZM238 143V142H237ZM40 144V143H39ZM55 144V143H54ZM53 144V145H54ZM132 145H133V142L131 143ZM137 144V143H136ZM135 144V145H136ZM141 143H140V146H141V148L138 146L139 144H137V146L139 147V149H142V146L144 145H142ZM160 144V143H159ZM165 144H167V141H165ZM171 144H170V146H171ZM228 144V143H227ZM230 144H231V142H230ZM22 145V147H23V144H21ZM29 145V146H30ZM48 145V144H47ZM56 145V144H55ZM128 145V144H127ZM134 145V146H135ZM178 145V144H177ZM221 145V144H220ZM243 145V144H242ZM7 146V145H6ZM50 146H52L51 145V143H50V145H49V148H50ZM82 146H84V147H86L87 149H88V151L91 149L92 151H90V152H88V153H85V155L84 154H81V151L83 150V148H82ZM110 146V147H109ZM133 146V147H134ZM158 146V145H157ZM160 146V145H159ZM158 146V147H159ZM228 146V145H227ZM227 146H225V149L227 148ZM54 147V146H53ZM59 147V148H58ZM96 147V146H95ZM126 147V146H125ZM132 147V146H131ZM131 147H130V150H131ZM138 147H137V149H138ZM147 147H148V145H147ZM166 147H168V145L167 146H165V148ZM173 147V146H172ZM174 147H175V145H174ZM254 147V146H253ZM24 148H25V146H24ZM47 148V147H46ZM45 148V149H46ZM81 148H82V150H81ZM124 148V147H123ZM123 148H121V149H123ZM145 148V147H144ZM152 148V149H151ZM171 148V147H170ZM169 148V149H170ZM190 148V147H189ZM231 148H234V147H232V145H231ZM230 148V149H231ZM255 148V147H254ZM253 148V149H254ZM44 149V150H45ZM87 149H84V151L86 150L87 151ZM97 149H99V148H97ZM96 149V150H97ZM104 149V148H103ZM134 149H135V147H134ZM149 149H147V150H149ZM162 149V148H161ZM160 149V150H161ZM168 149V152L169 151H171V150H169ZM172 149V148H171ZM175 149V148H174ZM186 149V148H185ZM252 149V150H253ZM32 150H35L34 152H32ZM48 150V149H47ZM50 150V149H49ZM55 150V149H54ZM102 150V149H101ZM111 150V149H110ZM114 150V149H113ZM143 150V149H142ZM155 150V149H154ZM160 150H159V152H160ZM177 150H178V148H177ZM187 150V149H186ZM252 150H251V152H252ZM3 151H5V155L3 154L4 152ZM46 151V150H45ZM63 150H61V152H62ZM100 151V150H99ZM116 151V150H115ZM132 151V150H131ZM140 151V150H139ZM155 151H157V150H155ZM155 151H152V152H154L155 153ZM172 151H174V150H172ZM230 151H232V150H229L228 149V151H225L226 152V157H229V156H231V155H229V154H231L232 152H230ZM254 151V152H255ZM52 152V151H51ZM51 152H48V154L49 153H51ZM60 152V151H59ZM60 152V153H61ZM83 152V151H82ZM96 152V151H95ZM101 152V151H100ZM103 152V151H102ZM106 152V151H105ZM104 152V153H105ZM109 152V151H108ZM114 152V151H113ZM124 152H125V150H124ZM123 152V153H124ZM141 152V151H140ZM144 153L146 152L147 153V155H148V151H146V150H144L143 151ZM152 152H150V153H152ZM162 152H164L163 151V149H162ZM161 152V153H162ZM178 152V151H177ZM180 152H182V151H180ZM185 152V151H184ZM187 152V151H186ZM224 152V151H223ZM227 152H229V153H227ZM59 153V154H60ZM139 153V152H138ZM142 153V152H141ZM140 153V154H141ZM165 153H167V151L166 152H164L163 154H165ZM173 153V152H172ZM234 153V152H233ZM237 153H239V152H237ZM253 153V152H252ZM255 153V158H256V155L258 154H256ZM57 154V153H56ZM169 154H171V153H169ZM174 154H176V150H175V153ZM183 154H185V153H183ZM220 154H221V152H220ZM241 155H244V154H242V153H240ZM239 154V155H240ZM254 154V153H253ZM252 154V155H253ZM17 155H19V156H17ZM51 155V154H50ZM53 155V154H52ZM52 155H51V157H52ZM58 155V154H57ZM143 155H145V154H143ZM157 155H159V153L157 152ZM157 155H152V157L153 156H155V158L156 157H158ZM222 155V154H221ZM224 155H225V153H224ZM249 153H248V158H250L249 157ZM263 155H264V153H263ZM263 155H261L262 157H263ZM56 156V155H55ZM150 156V155H149ZM165 155H163V157H164ZM177 156V155H176ZM215 157H216V155H214ZM233 157L234 156H236L237 157V155H235V154H233L232 155ZM254 156H253V158H254ZM258 156V155H257ZM261 156H259L258 158H256V160H255V158H254V161L255 162H253V164L254 165H249V167H250V174L251 175H248V176H252V180H254L253 182H252V180H251V182L254 184V182H256V181H260V180H262L261 181V183L259 182V184L260 185H256V187H254V185H253V188H264V158L263 159H260V158H262ZM148 157V156H147ZM163 157H161V159L163 160V159H165V158H163ZM211 157V156H210ZM226 157L225 156H223V158H225L226 159ZM242 157H244L245 158V156H242ZM252 157V156H251ZM81 158H83L84 160H82L81 162H80V160L79 159H81ZM144 158H146V157H144ZM155 158H153V159H155ZM168 158V157H167ZM171 158H172V156H171ZM170 158V160H171V163H170V161H169V163L170 164H172V159ZM177 158V157H176ZM219 158V157H218ZM244 158L243 159H241V160H244ZM19 159V160H18ZM150 159V158H149ZM158 159V158H157ZM160 159V160H161ZM212 159V158H211ZM210 159V160H211ZM228 159V158H227ZM231 160L232 159H234V158H230ZM160 160H158V161H160ZM175 160V158L173 159V161ZM185 160V159H184ZM218 161L220 160V159H217ZM216 160V161H217ZM240 160V159H239ZM237 161V164H238V162H240V161ZM248 160V159H247ZM250 160V159H249ZM157 161V160H156ZM158 161L157 162H154L153 161V163H152V161H151V164L150 165H152V164H157L156 165V167L153 165V166H151L152 168H154V171H157L158 169H159V167H158ZM166 161V160H165ZM213 160H211V162H212ZM220 161H222V159L220 160ZM219 161V163H224L225 161L223 160V162H220ZM229 161V160H228ZM252 161L253 160H250V162L252 163ZM147 162H149L150 163V161H146V163ZM176 162H177V160H176ZM235 162L236 161H234L233 163L235 164ZM142 163V162H141ZM145 163V164H146ZM216 163V162H215ZM214 163V164H215ZM218 163V164H219ZM226 164H227V162H225ZM232 163V164H233ZM244 163H246L245 161L243 162V164ZM140 164V163H139ZM174 164H176V163H174ZM185 164V163H184ZM201 164V163H200ZM203 164V163H202ZM206 163H204V165H205ZM213 164V165H214ZM233 164V165H234ZM247 164V163H246ZM141 165V164H140ZM173 165V164H172ZM180 165H181V163H180ZM206 165H208V164H206ZM221 165H223V164H221ZM231 165V163L228 165V166H230ZM248 165V164H247ZM161 166H162V164H161ZM160 166V167H161ZM165 166H166V164H165ZM164 166V167H165ZM168 166H169V164H168ZM171 166V165H170ZM196 166H197V163H196ZM212 166V165H211ZM216 166V165H215ZM227 166V165H226ZM239 166H240V164H239ZM246 166V165H245ZM245 166L243 167V169L245 168ZM136 167V166H135ZM158 167V168H157ZM163 166H162V168H164ZM208 167H210V165H208ZM223 167V170H224V166H221V168ZM234 167V166H233ZM249 167H247V169L249 168ZM129 168H131V167H129ZM144 168V167H143ZM150 167L148 166V168L146 167L145 168V171L147 170V169H149ZM172 168V167H171ZM171 168H169V171H170V169ZM173 168H175V167H173ZM204 168V167H203ZM236 168H238V167H236ZM240 168H241V166H240ZM126 169V170H127ZM161 169V168H160ZM178 169V168H177ZM187 169V168H186ZM206 169V168H205ZM204 169V170H205ZM216 169V168H215ZM247 169H245V170H247ZM136 170V169H135ZM173 170V169H172ZM175 170V169H174ZM185 170V169H184ZM208 170H209V168H208ZM230 171L232 170V165H231V169H229ZM228 169L226 170V172L227 171H229ZM241 170H242V168H241ZM128 171V170H127ZM126 171V172H127ZM129 171H131V170H129ZM141 171V169H139L137 172H140ZM151 171V170H150ZM162 171V170H161ZM160 170H159V172L161 173V175L163 176V174H165V173H163V172H161ZM168 171V172H169ZM195 171V170H194ZM215 171L216 170H214L213 171V173H215ZM219 171V170H218ZM229 171V172H230ZM240 171V170H239ZM239 171H238V173H239ZM243 171V170H242ZM248 171H249V169H248ZM122 172V171H121ZM152 172V171H151ZM159 172H157V173H159ZM166 173H167V171H165ZM174 172V171H173ZM185 172H187V171H185ZM233 172H235V170H233ZM244 172H246V171H244ZM123 173H125V172H123ZM128 173V172H127ZM134 172H131L130 174L128 173V175L129 176H127L126 174V176L127 177H124V179L123 180H125L124 182H120V185L118 186V188H119V190H116V193L115 194H117V196H119L120 198H122V197H125L124 195H126L127 193H128V191L129 190H131V189H129V190H127V185H128V183H127V179L128 180H135L136 179V171H135V174H133ZM146 173H148V172H146ZM150 173V172H149ZM163 173V174H162ZM175 173V172H174ZM221 173V172H220ZM223 173V172H222ZM241 173V172H240ZM239 173V174H240ZM122 174V173H121ZM139 174V173H138ZM156 173H154V175H155ZM169 175H170V173H168ZM186 174V173H185ZM195 174V173H194ZM202 174V173H201ZM203 174H205V173H203ZM211 174V173H210ZM230 174V173H229ZM242 174V173H241ZM245 174V173H244ZM248 174V173H247ZM13 175L15 176L16 175V181H15V178H14V180H11L12 179V177H13ZM142 175V174H141ZM145 175V174H144ZM143 175V176H144ZM147 175V174H146ZM152 175H153V173H152ZM158 175V174H157ZM156 175V176H157ZM169 175H168V177H169ZM173 175V174H172ZM179 175H181V173H179ZM216 175V174H215ZM226 175H228V174H226ZM226 175L224 174V176H225V178H227L226 177ZM246 175V174H245ZM139 176V175H138ZM148 176L149 175H147V180H148ZM151 176V175H150ZM149 176V177H150ZM160 176V175H159ZM194 176H196L197 177V175H194ZM242 176V175H241ZM240 176V177H241ZM4 177H6V178H4ZM141 177V176H140ZM166 177H167V175L165 176V180L167 181V179H166ZM171 178H172V176H170ZM169 177V178H170ZM176 177V176H175ZM180 177V176H179ZM191 177H192V174H191ZM199 177V176H198ZM205 177H206V174H205ZM209 177V176H208ZM207 177V178H208ZM213 178H214V174H213V176H212ZM220 177V176H219ZM236 177H238V176H236L235 175V178ZM244 177V176H243ZM7 178H9L10 180H8V182H9V184H4V180H7ZM123 178V177H122ZM202 178H204V177H202ZM206 178V179H207ZM218 178V177H217ZM234 178V177H233ZM242 178V177H241ZM248 178H250V177H248ZM255 178L257 179L256 181H255ZM140 179V178H139ZM138 179V180H139ZM186 179V178H185ZM210 179H212V178H210ZM216 179V178H215ZM221 179V178H220ZM239 179V178H238ZM246 179V178H245ZM122 180V179H121ZM145 180V179H144ZM150 181H151V177H150V179H149ZM154 180H155V176H154ZM158 180V179H157ZM163 180V179H162ZM173 180H174V178H173ZM180 180H182L181 179V177H180ZM204 180V179H203ZM218 180V179H217ZM222 180H223V177H222ZM227 180V179H226ZM226 180H224V181H226ZM235 180H237V178L235 179ZM243 180H244V178H243ZM243 180H242V182H243ZM250 180V179H249ZM249 180H246L247 181V183H250V181ZM115 181V182H116ZM140 181V180H139ZM165 181V182H166ZM170 181V180H169ZM177 181V180H176ZM209 181V180H208ZM212 181H214L213 179H212ZM231 181V180H230ZM239 181V180H238ZM3 182V183H2ZM126 182V183H125ZM129 182V181H128ZM135 182V181H134ZM134 182H133V185H134ZM179 182V181H178ZM187 182V181H186ZM190 181H188V183H189ZM207 182V181H206ZM237 182V181H236ZM235 182V183H236ZM96 183H101L102 184V187H101V189L103 190H97V191H89V189L90 188H88L86 185H91V187H92V185L93 184H96ZM150 183H152V182H150ZM173 183V182H172ZM194 183V182H193ZM217 183V182H216ZM218 183H220V182H218ZM232 183V182H231ZM235 183H234V185H235ZM246 183V184H247ZM115 184V183H114ZM117 184V183H116ZM143 184V181H142V183H141V185ZM155 184V183H154ZM165 184H167L168 185V183H165ZM178 184V183H177ZM181 184V183H180ZM211 184H212V182H211ZM210 184V185H211ZM228 184H229V186H230V182L228 183V180H227V186H228ZM251 184V183H250ZM256 184V183H255ZM136 185V184H135ZM172 185V184H171ZM189 185V184H188ZM210 185H208V186H210ZM217 185H219V184H217ZM222 185V184H221ZM241 185V184H240ZM239 185V186H240ZM137 186H138V184H137ZM143 186V185H142ZM145 186V185H144ZM152 186H153V184H152ZM155 186V185H154ZM204 186V185H203ZM214 186V185H213ZM215 186H216V184H215ZM238 186V185H237ZM236 186V187H237ZM238 186V187H239ZM247 186H249V185H247ZM246 185H245V187L244 186H242V187H244L245 188V190L247 189V188H250V189H253V188H251L250 186L249 187H247ZM252 186V185H251ZM259 186V187H258ZM86 188V189H88V190H83V188ZM95 187V186H94ZM97 187H99L98 185H97ZM96 187V188H97ZM99 187V188H100ZM107 187V189H109ZM111 187V188H112ZM131 187V186H130ZM134 187V186H133ZM139 187V186H138ZM137 187V188H138ZM157 187V186H156ZM168 187V186H167ZM171 187V186H170ZM173 187V186H172ZM201 187V186H200ZM220 187V186H219ZM223 187V186H222ZM221 187V188H222ZM235 187V188H236ZM98 188V189H99ZM140 189H142L141 188V186L139 187ZM138 188V189H139ZM144 188V187H143ZM152 188V187H151ZM160 188V187H159ZM174 188L175 187H173L172 189L174 190ZM179 188V187H178ZM177 188V189H178ZM194 188V187H193ZM198 188V187H197ZM205 188H206V186H205ZM204 188V189H205ZM210 188V187H209ZM224 188H225V186H224ZM243 188V189H244ZM259 189V190H255L256 192L254 193V195L253 196H249V195H247L246 194V191L245 190H241V191H245V196L247 195V196H249V197H253V199L254 200H258V201H262V200H264V190H262V189ZM93 189H95V188H93ZM117 189V188H116ZM146 189V188H145ZM148 189V188H147ZM153 189V188H152ZM161 189H163V188H160V190ZM181 189H182V187H181ZM180 188H179V191L181 190ZM186 189V188H185ZM202 189V188H201ZM223 189V188H222ZM228 189H230V188H228ZM32 190H34V192L33 193H31V191ZM106 190V189H105ZM114 190V189H113ZM132 190H134L135 191V188H133ZM143 190V189H142ZM156 190H158L159 191V189H156ZM155 190V191H156ZM164 190V189H163ZM176 190V189H175ZM188 190V189H187ZM199 190H200V188H199ZM215 190H216V188H215ZM215 190H213V191H215ZM219 190V189H218ZM217 190V191H218ZM231 190V189H230ZM233 190V189H232ZM115 191V190H114ZM113 191V192H114ZM148 191V190H147ZM150 191V190H149ZM154 190H153V192H155ZM157 191V192H158ZM169 191H170V189H169ZM194 191V190H193ZM203 191V190H202ZM211 191V190H210ZM223 190H221V192H222ZM238 191V190H237ZM237 191H235V192H237ZM239 191H240V187H239ZM64 192V193H63ZM151 192V191H150ZM150 192H146L145 191V193H150ZM157 192H155V193H157ZM170 192H172V191H170ZM181 192V191H180ZM179 192V193H180ZM186 192V191H185ZM198 192H200V191H198ZM204 193H206L205 192V190L203 191ZM208 192V191H207ZM224 192V191H223ZM222 192V193H223ZM229 192H231V191H229ZM235 192H234V194H235ZM249 192H252V190H250ZM66 193V194H67ZM112 193V192H111ZM136 193H137V191H136ZM162 193H164V191H162V192H160L159 191V193H157V195L158 196H160V194H162ZM177 193H178V190H177ZM203 193V194H204ZM217 194H218V192H216ZM227 193H228V191H227ZM232 193V192H231ZM239 193V192H238ZM243 192H241V194H242ZM131 194V193H130ZM138 194L139 193H137L136 195L138 196ZM165 194V193H164ZM172 194V193H171ZM190 194V193H189ZM197 194V193H196ZM200 194H201V192H200ZM209 194H211V193H209ZM212 194H213V192H212ZM215 194V193H214ZM213 194V197H214V199H215V195ZM217 194H216V197H217ZM225 194H226V192H225ZM240 194V198H241V196L243 197V195H241ZM114 195V194H113ZM123 195V196H122ZM141 195V194H140ZM147 195V194H146ZM167 195L168 196H170V193L168 192L167 193ZM193 195V194H192ZM232 195V194H231ZM114 196H116V195H114ZM128 196V198H129V195H127ZM127 196H126V198H127ZM149 195H147V197H148ZM156 196V195H155ZM154 195H153V197H155ZM166 196V195H165ZM173 197L174 196H179V195H172ZM171 196V197H172ZM196 196V195H195ZM200 196V195H199ZM198 196V197H199ZM207 196H208V194H207ZM206 196V197H207ZM210 196V195H209ZM220 196V198H221V195H219ZM218 196V197H219ZM234 198H235V196L234 195H232ZM239 196V195H238ZM238 196H236L237 198H238ZM65 197H66V195H65ZM119 197H117V198H119ZM131 197H132V195H131ZM133 197H134V195H133ZM132 197V198H133ZM146 197V198H147ZM152 197V196H151ZM161 197H163V196H160V198ZM172 197V198H173ZM191 197V196H190ZM197 197V200L199 199V201H197V204H198V202L200 203V198H198ZM212 197V198H213ZM224 197V195L222 194V198ZM40 198V199H39ZM113 198V197H112ZM115 198V197H114ZM113 198V199H114ZM126 198H124V200H126ZM131 198V199H132ZM139 198H140V196H139ZM138 198V199H139ZM159 197H157L156 196V199H154L155 200V202H157ZM159 198V199H160ZM165 198V197H164ZM169 198V197H168ZM192 198V197H191ZM190 198V199H191ZM195 198V197H194ZM203 198V197H202ZM202 198H201V200H202ZM204 198H205V196H204ZM203 198V199H204ZM211 198V197H210ZM233 198V199H234ZM245 197H243L242 198V200L244 199ZM67 199V198H66ZM81 199V200H80ZM130 199V198H129ZM130 199V200H131ZM142 199V201L145 199L144 198V196L141 198ZM152 199V198H151ZM163 201H164V199L163 198H161ZM161 199H160V202L158 201L157 203L158 204H163L164 202H162L161 201ZM169 199H171V198H169ZM186 199V198H185ZM184 199V200H185ZM208 199V198H207ZM214 199H212V200H214ZM236 199V198H235ZM249 199V198H248ZM69 200V199H68ZM109 200V199H108ZM110 200H112V199H110ZM116 200V199H115ZM119 200V199H118ZM123 200V201H124ZM135 200V198L133 199V201ZM140 200V199H139ZM145 200H147V199H145ZM153 200V199H152ZM157 200V201H156ZM171 200H173V199H171ZM171 200L169 201V202H171ZM180 200V199H179ZM182 200V199H181ZM183 200V201H184ZM219 199H217V201H218ZM228 200H232V199H228ZM241 200V201H242ZM119 201H121V200H119ZM118 201V202H119ZM122 201V202H123ZM136 201V200H135ZM141 201V200H140ZM150 201V200H149ZM166 201H167V197H166ZM165 201V203L167 204V202ZM195 201V200H194ZM208 201V200H207ZM216 201V200H215ZM215 201H214V203H215ZM217 201H216V203H215V205H213V206H216V204H217ZM221 201V200H220ZM34 202V201H33ZM37 202V201H36ZM36 202H35V204H36ZM39 202V201H38ZM37 202V203H38ZM109 202V201H108ZM125 202V201H124ZM123 202V203H124ZM129 202V201H128ZM137 202V201H136ZM162 202V203H161ZM168 202V203H169ZM173 202V201H172ZM171 202V203H172ZM175 202H177V201H175V199H174V203ZM196 202V201H195ZM203 202H204V200H203ZM209 202V204H210V202H211V200L210 201H208ZM219 202V201H218ZM225 202H227L226 201V199H225ZM224 202V204H222V205H224L225 206V203ZM229 202V201H228ZM235 202H237V201H235ZM50 203V202H49ZM48 203V204H49ZM110 203V202H109ZM131 203V202H130ZM130 203H128V205L130 204ZM133 203V205H134V202H132ZM137 203H139V202H137ZM136 203V204H137ZM142 203V202H141ZM149 203H152V202H148L147 201V203L145 202V203H143L144 205L145 204H149ZM171 203H169V204H167V206L169 205V206H173V203L171 204ZM179 203H181V202H179L178 201V205H179ZM206 203V202H205ZM204 203V204H205ZM230 203V202H229ZM228 203V204H229ZM232 203H233V201H232ZM240 203V202H239ZM239 203H234V204H232L231 206H229V208H230V210H231V208L234 206V205H238ZM242 203V202H241ZM255 203V202H254ZM51 204H52V202H51ZM84 204H86V205H84ZM126 204V203H125ZM140 204V203H139ZM139 204H137V206L139 205ZM143 204H141L142 206H143ZM153 204H155V203H153ZM152 204V205H153ZM171 204V205H170ZM183 204H185V203H183ZM188 204V203H187ZM186 204V205H187ZM195 204V203H194ZM196 204V205H197ZM206 204H208V203H206ZM213 204V203H212ZM219 205H220V203H218ZM228 204H227V206H228ZM243 204V203H242ZM245 204V203H244ZM132 205V204H131ZM132 205V206H133ZM178 205H175V208L178 206ZM188 205H191V204H188ZM195 205V206H196ZM199 205H201V203L199 204ZM198 205V207L199 208H201L200 206ZM240 205V204H239ZM36 206H38V205H36ZM45 206V205H44ZM56 206V205H55ZM60 206V205H59ZM58 206V207H59ZM132 206H130V208L132 207ZM135 206V205H134ZM146 206V205H145ZM156 206V205H155ZM157 206H159V205H157ZM156 206V207H157ZM166 206V205H165ZM168 206V207H169ZM179 206H181V205H179ZM203 206V205H202ZM221 206V205H220ZM220 206H218L217 205V207L218 208H221L222 209V207H220ZM226 206V207H227ZM47 207L49 208V205H47ZM46 207V208H47ZM136 207V206H135ZM141 207V206H140ZM149 207V206H148ZM160 207V206H159ZM159 207H157V208H159ZM162 207V206H161ZM197 207V208H198ZM206 207H209L208 205H206ZM212 207V206H211ZM210 207V208H211ZM40 208V207H39ZM57 208V207H56ZM124 208V207H123ZM129 208V209H130ZM137 208V207H136ZM139 208V207H138ZM138 208H137V210H138ZM167 208V207H166ZM170 208H172V207H170ZM181 208V207H180ZM179 208V209H180ZM214 207H212V209H213ZM234 208H236V207H233V209ZM49 209H51V208H49ZM57 209H60V207L59 208H57ZM122 209V208H121ZM124 209H126V207L124 208ZM123 209V210H124ZM128 209V208H127ZM145 209H147V208H145ZM162 209H164V208H162ZM205 209V207H203V210ZM217 209V208H216ZM216 209H214V210H216ZM41 210V209H40ZM40 210H39V212H40ZM47 210V209H46ZM123 210H122V212H123ZM135 210V208L132 210L131 209V211H134ZM137 210H135V212L137 211ZM141 209H139V211H140ZM165 210V209H164ZM182 210V209H181ZM192 210V209H191ZM200 210H202V209H200ZM207 211H208V209H206ZM218 210V209H217ZM217 210H216V212H217ZM227 210V209H226ZM48 212L50 211V210H47ZM117 211V210H116ZM119 212L121 211V210H118ZM130 211V212H131ZM143 211H144V208H143ZM156 211H158V209L156 210ZM156 211H152V212H156ZM160 211V210H159ZM158 211V212H159ZM170 211V210H169ZM171 211H173V210H171ZM212 211V210H211ZM229 211V210H228ZM232 211V210H231ZM262 211H264V210H262ZM37 212V211H36ZM46 212V211H45ZM118 212V213H119ZM128 213H130L129 212V210L127 211ZM126 212V210H125V213L124 214H126L127 213ZM145 212V211H144ZM143 212V213H144ZM162 211H160L159 213H161ZM176 212V211H175ZM174 212V213H175ZM187 212V211H186ZM201 213H202V211H200ZM205 212V211H204ZM203 212V213H204ZM209 212V211H208ZM213 212H215V211H213ZM41 213V212H40ZM50 213H51V211L49 212V216H50ZM127 213V214H128ZM177 215H179V217H183V216H180L181 215V213H184V212H178L177 211ZM180 213V214H179ZM210 213V212H209ZM218 213V212H217ZM221 213V212H220ZM258 213V212H257ZM259 213H261V212H259ZM258 213V214H259ZM264 212H262V214H263ZM133 213L131 212L130 214H128V216H130V215H132ZM137 214V212L135 213V215ZM139 214V213H138ZM137 214V215H138ZM165 214L166 213H162L161 214V216H165ZM185 214L186 213H184V216H185ZM190 214V213H189ZM189 214H187L188 216H189ZM192 214H194V213H192ZM192 214H190V215H192ZM204 214H206V213H204ZM203 214V215H204ZM223 214V213H222ZM259 215V217L257 218V217H253V223L251 224V226L253 225L255 228H254V233H252V232H250L251 230H249V229H251V227H250V224H249V222H250V220H249V222H247L246 221V223L242 220V218H241V220H242V222L241 221H239V224L240 223H245V224H243V225H245L246 226V224H248L249 226H248V228L249 229H246V227L245 228H243V226H242V228H238V229H235L234 227H236L235 225H229L230 227L228 228V229H231V231L229 230V232H227V234L225 235V233H224V235H223V237L221 238L220 236V238H219V240H218V238L217 239H214V241L215 240H217L216 242H214V243H210L211 244V246H212V249H210L211 250V252H209L208 254H207V249L206 250H203V249H205V248H203V249H201V251H205L204 253H202L201 255H200V249L199 248H201V246L199 245L198 246V252H199V256H201L200 257V259H199V257L197 258V256H196V258H193L191 255V250L193 249H191L190 251L191 252H189L191 255H190V257H191V262H192V264H264V214L263 215ZM31 215V216H30ZM43 215V214H42ZM47 215V213L45 214V216ZM110 215H112V214H110ZM120 215H123V214H121L120 213ZM119 215V216H120ZM135 215L133 214V216L131 217V218H135ZM153 215H154V213H153ZM156 215V214H155ZM173 215H175V214H173ZM172 215V216H173ZM176 215V216H177ZM186 215V216H187ZM207 215V214H206ZM212 215V214H211ZM214 215H216V213H214ZM35 216V215H34ZM36 216H37V214H36ZM125 216V215H124ZM127 216V217H128ZM139 216L140 217H142L140 214H139ZM139 216H137L138 218H139ZM152 216V215H151ZM160 216V215H159ZM160 216V218L161 219H163L164 220V216L163 217H161ZM169 216L172 218V216H171V214H169ZM175 216V217H176ZM188 216L187 217H183L184 219H188ZM193 216V215H192ZM213 216V215H212ZM258 216V215H257ZM43 217V216H42ZM48 217V215L46 216V218ZM122 217V216H121ZM127 217H125V219L127 218ZM158 217V216H157ZM166 217V216H165ZM168 217V216H167ZM178 217V216H177ZM178 217V218H179ZM201 217V216H200ZM200 217H198V220H199V218ZM203 217V216H202ZM208 217V216H207ZM214 217V216H213ZM212 217V218H213ZM216 217V216H215ZM214 217V218H215ZM247 217V216H246ZM3 218V217H2ZM33 218V217H32ZM38 218V217H37ZM45 217H43V219H46ZM50 218H51V216H50ZM49 218V219H50ZM156 218V217H155ZM169 218V217H168ZM177 218V219H178ZM182 218V219H183ZM193 218H195V216H193ZM204 218V217H203ZM220 218V217H219ZM244 218V217H243ZM257 218V219H256ZM36 219V218H35ZM80 219H82V221H80L79 222V220ZM125 219H124V217H122V218H120V219H118V221L120 220L121 221V223L123 224V226H124V231H128L129 232V235H130V233H131V231L130 230H126L125 228H126V226H125V223L126 222H124L123 223V221H125ZM127 219H129V218H127ZM140 219V218H139ZM158 219V218H157ZM167 219V218H166ZM180 220H181V218H179ZM183 219V220H184ZM190 220H193V219H191V217L189 218ZM188 219V220H189ZM195 219H197V218H195ZM194 219V220H195ZM230 219V218H229ZM11 220H10V222H11ZM40 220H41V217H40ZM39 220V221H40ZM130 220V219H129ZM142 220H144L143 218H142ZM141 220V221H142ZM145 220H147V219H145ZM149 220V219H148ZM160 220V219H159ZM168 220H170V219H168ZM173 220V219H172ZM172 220H171V223H173L172 222ZM175 220V219H174ZM179 220V221H180ZM187 220V221H188ZM201 220V219H200ZM203 220V219H202ZM217 220V219H216ZM219 220V219H218ZM245 220V219H244ZM32 221V220H31ZM42 221V220H41ZM134 221V220H133ZM161 221V220H160ZM167 221V220H166ZM186 221V223H189V221L187 222ZM226 221H227V218H226ZM234 221V220H233ZM7 222H9V221H7ZM7 222H6V224H7ZM33 222V221H32ZM36 222H38L37 220H36ZM43 222V221H42ZM136 223L138 222V221H135ZM145 222V221H144ZM154 222V221H153ZM157 222V221H156ZM170 222V221H169ZM185 222V221H184ZM202 222H205V221H202ZM217 222V221H216ZM228 222V221H227ZM231 222V221H230ZM261 222L263 223V224H261ZM12 223H13V221H12ZM29 223V224H28ZM44 223V222H43ZM47 223V222H46ZM47 223V224H48ZM120 223V224H121ZM140 222H138L137 224H139ZM146 223V222H145ZM144 223V224H145ZM162 222H160V224H161ZM180 224H181V221L179 222ZM193 223V222H192ZM194 223H196V222H194ZM197 223H199V222H197ZM251 223V222H250ZM9 224V223H8ZM27 224H28V226H27ZM36 224V223H35ZM38 224H39V222H38ZM38 224H37V226H38ZM47 224H46V226H47ZM118 224V223H117ZM119 224V225H120ZM122 224H121V226H122ZM130 224V222L128 223V224H126V225H129ZM149 224V223H148ZM163 224V223H162ZM162 224H161V227H162ZM165 224H166V222H165ZM180 224H178L179 226H180ZM191 223H189V225H190ZM202 224V226H204L203 225V223H201ZM205 224V223H204ZM209 223H208V221H207V225H208ZM227 224V223H226ZM229 224V223H228ZM231 224V223H230ZM238 224V223H237ZM0 225H1V223H0ZM5 225V224H4ZM16 225V224H15ZM40 225V224H39ZM133 225H136V224H133L132 223V225H129V227H130V229H131V227H135V226H133ZM140 226H141V224H139ZM139 225H136V226H139ZM147 227H148V225L147 224H145ZM145 225H143L142 227L144 228V226ZM164 225V224H163ZM172 225V224H171ZM183 225H185V224H183ZM188 225V224H187ZM197 225V228H198V224H196ZM196 225H194V227L196 226ZM200 225V224H199ZM12 226H14L13 224H12ZM34 226H36V225H34ZM36 226V227H37ZM43 226V225H42ZM45 226V225H44ZM139 226V227H140ZM146 226H145V229L142 231V230H140V232L142 233V235H143V233L146 231ZM168 226H170V225H168ZM175 226V225H174ZM192 226H193V224H192ZM206 226V225H205ZM204 226V227H205ZM222 226H225L224 224L222 225ZM237 226H239V225H237ZM3 227V226H2ZM7 227V226H6ZM15 227H18V226H15ZM32 227H33V224H32ZM111 227H113V226H111ZM110 227V228H111ZM120 227V226H119ZM139 227H136V228H139ZM158 227H160V226H158ZM165 227H167V226H165ZM180 227H182V226H180ZM180 227L178 228V230L180 229ZM190 228V226H183V229L182 230H185V232H186V229H188L189 230V228ZM211 227H213V226H211ZM210 227V228H211ZM226 227H227V225H226ZM5 228V227H4ZM14 228V227H13ZM20 228H21V226L20 227H18V229L20 230ZM38 228H40L39 226H38ZM37 228V229H38ZM114 228L116 229V226H114ZM114 228H112V229H110V230H113ZM157 228V227H156ZM169 228V227H168ZM186 228V229H185ZM199 228H202L201 227V225H200V227ZM224 228V227H223ZM237 228V227H236ZM8 229H9V227H8ZM15 230H17V228H14ZM23 229V228H22ZM37 229H35V230H37ZM81 229L83 230V231H81ZM105 229H103V230H105ZM128 229V228H127ZM141 229V228H140ZM154 229H155V227H154ZM160 229H162V228H160ZM165 229H167V228H165ZM165 229H164V231H165ZM173 229V228H172ZM252 229H253V227H252ZM96 230V229H95ZM95 230H94V233H95ZM117 230H119V228H118V226H117ZM122 230V229H121ZM135 231L137 230H139V229H134ZM156 230V229H155ZM158 230V229H157ZM163 230V229H162ZM198 229H196V231H197ZM209 230V229H208ZM222 230V229H221ZM226 231L227 229H223V231ZM8 231V230H7ZM10 231H12V229L10 230ZM9 231V232H10ZM18 231V230H17ZM16 231V232H17ZM21 231V230H20ZM27 231V230H26ZM39 231V230H38ZM79 231V232H78ZM80 231H81V233H80ZM102 231V230H101ZM136 231V232H137ZM149 231V230H148ZM164 231L162 232L163 233V235L165 234V233H167V232H165L164 233ZM168 231V230H167ZM193 231V230H192ZM222 231V232H223ZM224 231V232H225ZM256 231V232H255ZM1 232V231H0ZM4 232V231H3ZM15 232V231H14ZM15 232V233H16ZM97 232H99V231H97ZM107 232H108V229H107ZM110 233H111V231H109ZM122 232V231H121ZM133 232V231H132ZM136 232H135V234H136ZM151 233H152V230L150 231ZM160 232V234H161V231H159ZM158 231H157V233H159ZM182 232V231H181ZM180 232V233H181ZM188 232V231H187ZM221 232V231H220ZM5 233V232H4ZM3 233V234H4ZM7 233V232H6ZM12 233H13V231H12ZM24 233V232H23ZM37 233H39V232H37ZM117 234L119 233V232H116ZM146 233V232H145ZM149 233V232H148ZM156 233V232H155ZM190 233V232H189ZM192 233V232H191ZM194 233V232H193ZM10 234V233H9ZM18 234H20L19 232H18ZM27 234V233H26ZM33 234V233H32ZM100 234V233H99ZM104 235L105 233H101V235ZM107 234V236H109L108 235V233H106ZM105 234V235H106ZM120 234V233H119ZM124 234V233H123ZM135 234H132V238H131V240L129 239V241L130 242H132V241H134L133 239H135V238H133V236L135 235ZM139 234V233H138ZM147 234V233H146ZM5 235H8V234H5ZM15 235V234H14ZM21 235V234H20ZM23 235V234H22ZM74 235V236H75ZM92 235H94V236H92ZM102 235V236H103ZM111 235V234H110ZM115 235V234H114ZM150 235V234H149ZM149 235H148V237H149ZM155 235H157V234H155ZM167 235V234H166ZM182 235V234H181ZM185 235H187V234H185ZM218 235V234H217ZM222 235V234H221ZM10 236V235H9ZM73 236V237H74ZM97 236V235H96ZM98 236H100V235H98ZM137 236V235H136ZM140 236V235H139ZM145 236V234L143 235V237ZM147 236V235H146ZM158 236V235H157ZM156 236V237H157ZM171 236V235H170ZM183 236V235H182ZM8 237V236H7ZM14 237V236H13ZM15 237H17L18 238V235L17 236H15ZM14 237V238H15ZM24 237H25V235H24ZM27 237V236H26ZM38 237V236H37ZM72 237V236H71ZM84 237H85V239H84ZM119 237L121 238V234L119 235ZM123 237V236H122ZM138 237V236H137ZM137 237H136V240H137ZM152 237V236H151ZM160 237V236H159ZM165 237V236H164ZM172 237V236H171ZM177 237H180L179 236V234H178V236ZM176 237V238H177ZM4 238V237H3ZM16 238V239H17ZM23 238V237H22ZM65 238H67V237H65ZM95 238V237H94ZM97 238V237H96ZM100 238V237H99ZM110 238V237H109ZM114 238V237H113ZM117 238H118V236H117ZM140 238V237H139ZM138 238V239H139ZM153 238H155L154 236H153ZM173 238H175V236L173 237ZM213 238H214V236H213ZM6 239V238H5ZM19 239V238H18ZM31 239V238H30ZM75 239H76V236H75ZM87 239H89V240H87ZM115 239V238H114ZM142 239V238H141ZM141 239H139V241L141 240ZM155 239H159V238H155ZM171 240H172V238H170ZM208 239V238H207ZM12 240H14V239H12ZM20 240V239H19ZM22 240V239H21ZM26 240V239H25ZM86 240V241H85ZM96 240V239H95ZM99 240V239H98ZM102 240V239H101ZM101 240H99V242L98 243H100V241ZM104 240H105V238H104ZM123 240H124V242H126V240L123 238ZM143 240V239H142ZM141 240V241H142ZM149 240H152L151 238H149ZM162 240V239H161ZM164 240V239H163ZM167 240H169L168 238H167ZM200 240V239H199ZM209 240H211V239H208V241ZM29 241V240H28ZM72 241V240H71ZM76 240H74L72 243H73V246H74V242H75ZM97 241V240H96ZM108 241V240H107ZM114 242H115V240H113ZM112 241V242H113ZM144 241V240H143ZM155 240H153L152 242H153V245L155 244V242H154ZM195 241V240H194ZM203 241V240H202ZM206 241V240H205ZM205 241L203 242L204 243V246H205ZM253 241V242H252ZM78 242V241H77ZM85 242H88V244L87 243H85ZM102 243H103V241H101ZM114 242H113V245H114ZM120 242H122L121 240L119 241V243ZM138 242V240L136 241V243ZM145 243L144 244H146V241H144ZM159 242V241H158ZM166 242V241H165ZM193 242V241H192ZM197 242H198V240H197ZM196 242V243H197ZM211 242V241H210ZM14 244H15V246H18L15 242H13ZM18 243V242H17ZM62 243V242H61ZM76 243V242H75ZM108 243V242H107ZM117 243V242H116ZM115 243V248L116 247H118V246H116L117 244ZM123 243V242H122ZM129 243V242H128ZM160 243V242H159ZM199 243V242H198ZM198 243H197V245H198ZM201 243V242H200ZM203 243H201V245H203ZM235 243V244H234ZM258 243V244H257ZM10 244V243H9ZM54 244V243H53ZM66 244V243H65ZM70 244V243H69ZM77 244V243H76ZM78 244H79V242H78ZM127 246H128V244L127 243H125ZM140 244V243H139ZM138 243L136 244V245H139ZM144 244L142 245L141 244V246H144ZM161 244V243H160ZM192 244V243H191ZM232 244H234V246L232 245ZM50 245V244H49ZM52 245V244H51ZM56 245V244H55ZM67 245H68V242H67ZM102 245V244H101ZM108 245V244H107ZM121 245V244H120ZM130 246H131V248L132 247H134V246H132L133 245V243H132V245H131V243L129 244ZM159 246V244L157 243V244H155L153 247H155V246ZM193 245V244H192ZM197 245L195 246V247H197ZM208 245V244H207ZM235 245H237V246H235ZM47 246V245H46ZM57 246V245H56ZM72 246V247H73ZM99 246H100V244H99ZM104 246V249H106L108 246H106V244L105 245H103ZM105 246H106V248H105ZM111 246V245H110ZM122 246V245H121ZM121 246H120V248H121ZM125 246V245H124ZM146 246H148L147 244H146ZM149 246L151 247V245L149 244ZM174 246V245H173ZM173 246H171V247H173ZM41 247H43V246H41ZM98 247V246H97ZM186 247H188V246H186ZM191 247V246H190ZM193 247V246H192ZM194 247V248H195ZM6 248V247H5ZM37 248V249H36ZM46 248H48V247H46ZM71 248V247H70ZM74 248H75V250H78L75 246H74ZM73 248V249H74ZM99 248H102V246H100ZM98 248V249H99ZM128 248H130L129 246H128ZM127 248V249H128ZM130 248V249H131ZM139 249H142V247H140V245H139V247H138ZM145 247H143V250H144V252L146 251L145 249H144ZM210 248V247H209ZM215 248V249H214ZM17 249V248H16ZM45 249V248H44ZM56 249L58 250V248L56 247ZM55 249V250H56ZM61 249V248H60ZM68 249V248H67ZM72 249V251H75V250H73ZM80 249V248H79ZM97 249V248H96ZM96 249H94L93 248V253H94V250L96 251ZM134 249V248H133ZM132 249V250H133ZM136 249V248H135ZM135 250L136 252H135V254L137 253V252H139V254H141V250ZM147 249V248H146ZM154 248H152V250H153ZM172 249V248H171ZM179 250H180V248H178ZM183 249V248H182ZM181 249V250H182ZM214 249V250H213ZM32 250H30V251H32ZM50 250V248L48 249V251ZM91 249H89V251H90ZM101 250V249H100ZM102 250H103V248H102ZM110 250H112V249H109L108 248V251L107 252H109V254H111L110 253ZM122 251H124V250H126L125 248H124V250L123 249H121ZM173 250H175V249H173ZM181 250L179 251L180 253H181ZM187 250V249H186ZM194 250H196V248L194 249ZM193 250V251H194ZM17 251V250H16ZM21 251H19L20 253H21ZM47 251V250H46ZM51 251V250H50ZM79 251V250H78ZM112 251H114V250H112ZM111 251V252H112ZM129 251H131V250H129ZM128 251V252H129ZM150 251V250H149ZM164 251V250H163ZM169 251H170V249H169ZM184 250H182V252H183ZM52 252H54V251H52ZM58 253H59V251H57ZM66 252V251H65ZM82 252H81V250H80V253L82 254ZM99 252V251H98ZM144 252L142 253V255L144 254ZM171 252H172V250H171ZM176 252V251H175ZM197 252V251H196ZM198 252L196 253V254H198ZM51 253V252H50ZM85 253V252H84ZM83 253V254H84ZM91 253V252H90ZM101 253V252H100ZM103 253V252H102ZM113 253V252H112ZM116 253H118V252H116ZM114 254V256H112V257H115V255H122V253H121V251H120V253L121 254ZM130 253H134V251L133 252H130ZM129 253V254H130ZM187 253V252H186ZM185 253V254H186ZM193 253V252H192ZM25 254V253H24ZM24 254H21V256H18V258H21V259H26V256L24 255ZM38 254V253H37ZM81 254H79V255H81ZM124 254V257H125V255L127 254H125V253H123ZM165 254H166V252H165ZM164 254V255H165ZM194 254L195 253H193V256H194ZM72 255V254H71ZM70 255V256H71ZM78 255V254H77ZM87 254H85V256H86ZM92 254H90V256H91ZM99 256H100V258L102 259V258H104V257H101V255L100 254H98ZM108 255V254H107ZM131 255V254H130ZM137 255V254H136ZM163 255V256H164ZM169 255H171L172 256V254H170V252H169ZM207 255L209 256V257H207ZM28 256V255H27ZM30 256V255H29ZM51 256V255H50ZM69 256V257H70ZM74 256V255H73ZM84 255H83V257H85ZM87 256H89V255H87ZM93 256H94V254H93ZM96 256V255H95ZM103 256V255H102ZM117 256V259L118 258H120V256L118 257ZM126 256H128V255H126ZM176 256V255H175ZM184 256V255H183ZM15 257L17 258V254H15ZM44 257V256H43ZM46 257V256H45ZM53 257H55V256H53ZM52 257V258H53ZM60 257V256H59ZM62 257V256H61ZM68 257V256H67ZM66 257V258H67ZM68 257V258H69ZM106 257V256H105ZM109 257H110V255H109ZM112 257H110V258H112ZM130 257V256H129ZM155 257H157V256H155ZM161 257V256H160ZM167 257H169V256H167ZM178 257H179V255H178ZM178 257H174V259L176 258V259H178ZM48 258V257H47ZM67 258V259H68ZM81 258V257H80ZM94 258V257H93ZM98 259H100L99 257H97ZM116 258V257H115ZM185 258V257H184ZM189 258V257H188ZM91 259V258H90ZM95 259H96V257H95ZM106 259V258H105ZM125 259V258H124ZM138 259V258H137ZM137 259H136V261H137ZM161 259V258H160ZM169 258H166V260H168ZM180 259V258H179ZM182 259L183 258H181V264H182ZM12 260V259H11ZM41 260V259H40ZM49 260V259H48ZM54 260V259H53ZM73 260V259H72ZM75 260V259H74ZM92 260V259H91ZM97 260V259H96ZM121 261L123 260V258H121L120 259ZM119 260V261H120ZM126 260V262L128 263L129 261H127L128 259H125ZM125 260H123L124 261V263H125ZM132 260V259H131ZM142 260V259H141ZM164 259L162 258V261H163ZM190 260V258L188 259V261ZM9 261V260H8ZM42 261V260H41ZM61 261V260H60ZM81 261H83V260H81L80 259V263L82 264L83 262H86L85 260L83 261V262H81ZM103 261V260H102ZM107 261V260H106ZM109 261V260H108ZM118 261V260H117ZM136 261H134L133 260V264H134V262H136ZM154 261H156V260H154ZM161 261V260H160ZM159 261V262H160ZM176 261H178V260H176ZM185 262L187 261V259L185 258V260H184ZM16 262H17V260H16ZM34 262H36V260L34 259ZM44 262V261H43ZM46 262H48V261H46ZM50 262V261H49ZM53 262V261H52ZM55 262V261H54ZM69 262H71V261H69ZM96 262V261H95ZM110 262V261H109ZM108 262V263H109ZM165 262V261H164ZM166 262H168V261H166ZM165 262V263H166ZM179 262V261H178ZM190 262V263H191ZM6 263H8V262H6ZM19 263V262H18ZM37 263V262H36ZM67 263V262H66ZM86 263H88V262H86ZM94 263V262H93ZM97 263V262H96ZM99 263H100V261H99ZM112 263V262H111ZM113 263H114V261H113ZM115 263H118V262H115ZM180 263V262H179ZM187 263V262H186ZM185 263V264H186ZM0 264H5V263H3L2 261L0 262ZM17 264V263H16ZM22 264H33L31 261H24ZM44 264V263H43ZM55 264V263H54ZM64 264V263H63ZM71 264V263H70ZM95 264V263H94ZM119 264H122V263H119ZM128 264H130V263H128ZM138 264V263H137ZM160 264V263H159ZM168 264H170V263H168ZM171 264H172V260H171ZM173 264H175V263H173ZM177 264V263H176Z\"/></svg>", "mask_w": 264, "mask_h": 264}]
</instances>
